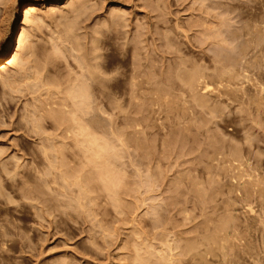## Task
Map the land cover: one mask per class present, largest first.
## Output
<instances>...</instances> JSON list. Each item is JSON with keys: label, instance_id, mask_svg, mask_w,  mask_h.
Masks as SVG:
<instances>
[{"label": "rangeland", "instance_id": "1", "mask_svg": "<svg viewBox=\"0 0 264 264\" xmlns=\"http://www.w3.org/2000/svg\"><path fill=\"white\" fill-rule=\"evenodd\" d=\"M4 1L7 2L6 0ZM82 1L83 0L81 1L78 0L75 3L74 0H64V1L62 0L60 4L59 3L56 4L57 7L55 5L50 7L45 4H40L39 6H37L38 9H35V11L33 12L35 14L34 17L36 18V15H37L38 17L41 16V18L37 17V20L39 21L35 20V23L41 22V19H44V18L46 21L42 20V21H45V23L41 22L42 26H40L41 27L40 30L38 29L39 31L36 32V29L34 28L36 27L38 28V24L36 26L31 25L34 23L33 21L35 18L33 17L34 18L32 21L33 23H30L27 26V28H29L30 26L31 30L34 29L35 31L34 32L31 31L29 28L27 32L30 31L33 34H35L36 32L35 35L38 36L37 39H39V41L37 43V39L35 40L36 36L33 39V37H31L32 34H30L31 36L29 37L31 38H29L27 41L32 42V40L30 39H33L37 43V44L35 43L36 47L40 44L36 48L37 51L39 52H37V55H35V57L37 56V60L38 59L41 60V61L38 60L40 64L42 62L44 64L43 60L45 58H47L45 59V61L48 60V58L50 57L52 58L54 57L52 59L54 60L56 55H57L56 58L59 59V60L57 59V61L59 62H56V59L52 61L51 58L50 60H48L50 62L49 64L51 65L50 66L48 64V66H46L45 68V69L48 68L46 70L48 73L46 71H43V73H39L40 69L37 67L38 75L44 74V72H46L45 74L46 77L45 75H42V78L43 77L45 78V79L43 78L44 80H47L46 78H48L49 80L50 76H52V78L50 77L51 79H53L56 76L55 78L58 80L56 81L60 85L58 86L59 91L55 87L58 85L57 83H55L56 85L54 86V83L51 81V79L50 81L47 80L48 82L47 81L45 82L42 79V81L45 82L43 83V85L45 84L44 87L46 86V83L48 84L53 83L52 88H50L49 85H48L49 87L48 86L47 87L52 90V95L54 96H56V94L54 93H57V95L58 93H62L61 92L62 90L60 91L61 88L59 89V87H62L63 85L62 82L66 81L64 76L65 75L66 77H68V75L72 76L75 73L80 75L81 71L79 72V70L86 68L85 63L90 62V61L85 62L84 60L86 58H87L86 60H88V58L92 60L94 58V60H96L97 58L96 59L95 57L92 58L91 55L95 54L94 52L96 51H94V49H96L99 46L101 47V49H99L101 50V52L98 51L97 56L99 58V56L102 55L103 58L100 56L101 60L100 58L98 59L100 60L99 62L97 60L99 64L94 62V60L93 61L91 60L92 64L90 63H89L90 65L87 64V66H89V69L88 70L84 69L85 70L84 75L82 73L83 80L81 81V83L83 82L84 85L83 84L80 85L79 84L80 80H79L78 81L79 83L77 82L79 85L77 86H85L86 84L85 81L88 78L89 80H91L90 77L96 72L94 70L95 72L93 73L91 70L93 62H94L93 67L96 68L97 72L99 70L98 68H101L102 70V71L99 70L100 71L99 75L97 73L98 79L100 77H101L100 80L103 79L101 73L104 72L103 74L104 78L106 77V75L108 77L112 76L111 77L112 80H110L111 78L108 79V77H107V80L103 79L105 82L101 80L102 81L101 84L98 85L101 88L98 87L99 90L94 91V93L100 92L99 94L97 93L95 94V96L97 95L98 98L97 96L96 97L94 96L95 100H93L92 95L94 93H92V95L90 96V98L92 97V99L91 100H89L90 98L87 99L92 102L96 101L97 99V101L94 102L95 104L93 103L94 106L92 105V102L89 103L87 100H85V102H88V103L83 104V107H82L83 108V118L85 120L84 121L85 124L90 123L92 126L97 124L98 129L97 128L94 129L92 126H89V125L87 129H89L88 131L94 134H96V132H99L100 130L99 134L97 133V137L98 135L101 134L100 136L102 138L100 137V139H102V141L101 143L100 142L99 143L102 146H105L107 150L106 151L107 153L106 156L108 157L107 160L109 161V158H112V162L116 161L115 162L116 168L118 167L117 168L118 170L116 169V177L118 178L123 173V172L121 173L122 170H124L127 177L125 176V178H123L124 179L123 183L122 181L119 180L120 184L122 183V186H123V187L121 186L122 187L121 188L119 187L120 186L119 184L118 185V187L120 188L119 190L117 189L118 187H115L117 186L115 184H117L118 180L115 182V184H112L111 182L113 187H111L110 183H108L110 185V189L112 188L111 190H113L114 188L118 190L117 194L115 195L112 194V192L108 188L109 185H107V187L103 185L107 183L106 180H104L106 181L105 183L100 181L101 186H102L101 188L104 187L103 190H101V188H99L100 183H98L100 178L99 179L97 178V175H99L97 173H98V170L100 171V169L97 168V165L100 163V165L103 166L106 163L104 162L103 164V161L101 159V158H105L104 157L105 155L98 160L95 156H94L95 158L92 156L91 158L93 159L91 160L88 158V155L84 154L86 157L82 156L81 152L84 153L85 151H81L79 153L78 151H73V150H79L77 149L78 147L75 144L76 149L71 148L72 151L74 153L76 152V154H79L80 158L78 156L77 157L81 159V161L84 160L82 161L84 162L83 167H81L82 163L81 165H79L81 168L78 167V163L80 164V161L76 159V154L71 152L70 151L71 149L69 147L72 142L73 143L75 142L72 141L71 138L70 140L66 139V141H64L65 137L62 140L61 138L64 136L63 134L65 133H62L63 130L60 129L61 130L60 131L59 128L54 129L55 131L59 130L55 132V134L61 132L59 134L63 136H60L61 137L60 142H62L63 144L65 142V146L69 145L68 147L70 150L68 149V147L66 148L68 149V152H65L64 156L69 155L67 156V158L60 157L61 154L60 156L58 155L56 158L60 157L58 158L59 160L61 158L62 159L64 158V160L67 159V161L68 159H71L68 161L70 165L69 166L67 165L68 167L66 165L65 166L66 168H68L67 172L70 171L69 173L71 174H72L71 172L72 170L69 169V167L71 165H72L71 167H74L73 176L78 175L80 173L81 175L80 174L79 175L81 177L83 175V172L84 171L86 172L87 169L89 170L91 168L90 166L93 164V166L95 165L94 169L96 172L94 174V177L96 178L94 179V181H92L94 184L91 181H88L87 183L85 180H84L85 182L82 180L83 181V184H82L80 183L82 182L81 179H80V182L78 181L80 178L79 175H78L79 178L76 181L77 178L72 176L73 177L72 179L70 177L71 174L70 175L69 173L66 174L67 172H65V169L62 168L61 172L58 171L60 170V168L58 167L59 168L58 169L56 167L58 165L59 166L61 165L59 164L58 159L56 160V162L58 163H55L56 165L57 164L58 165L53 166L55 167L54 168L55 170H52V167L51 169L48 168L49 164H54L55 155H53V157L48 156L50 158L49 159L50 162H52L50 163L49 160L45 159L48 153L46 155L42 154L44 156H42L40 153L44 151L43 153L49 152L50 154H55V153H51L55 150L54 148H50L51 152L45 151V149L47 148L44 147L43 145H45L48 140H50L51 143H53V141L54 142L56 141L58 144V139H55L58 136V134L54 135L55 137L53 136V133H52L53 129L50 128L51 126L49 125V121L52 122V120L51 119L48 120L44 118L43 116L45 115V112L51 109L52 106H53L52 109L55 108L57 98L53 96V99H52V96L50 95L51 91L47 89L46 87L45 88L49 91H45L44 88H43L44 90L40 88V86H42V83H40L41 80L38 81L39 80L38 78L40 76L37 77V75L32 74L33 75L32 77L35 78L34 76H36L38 80L36 79L37 81L36 80L35 81L37 82V84L39 83L41 85L39 84L37 85L36 83H34L35 82L34 80H32L33 82L30 80V79H33V78H30L29 76L30 73L28 75L26 74H24V76L22 75L23 77L21 78V82L20 81L18 82L19 84H12L15 82L11 81L12 83L9 82L11 85L10 84L8 85L7 80L3 81L6 78L8 79V75L10 74V72L8 73L7 71H12L10 74L11 77L9 76L8 81L10 80V78L11 80L13 78L15 79V73L13 69L15 70L17 76H18V73H21V72L25 73L24 69L25 70L28 69V71L29 70L32 71L34 67L29 66V67H32L31 69V68H27L26 65L23 66L25 62H23V64L20 63L24 67V68L22 67L23 71L21 70V67H20L21 65L19 66L18 65L19 63L18 64L16 63L20 67L21 72H18L19 69H17L16 64H15L16 65L15 68L13 64L12 65L13 67L10 65L11 67V68L9 67L10 69L7 66L8 70L6 68L2 70L0 69V153H1L0 154V181H1V186H2V187L0 186V189H1L0 191L1 192L3 191V193L0 194V234H2L1 232L7 229L6 232L8 231L7 232L8 235L6 236L7 237L9 236L8 239H6V236L3 239L2 235H0V241L1 239L3 241L6 239V242H7V240L9 241L10 239L11 240L10 246L12 248L15 247V249H13L14 253L13 251L6 252L7 250L3 251L2 248L6 249L7 248L6 245L7 244L9 245V242L6 245H4L6 242H4V244L1 243L2 241L0 242L1 245L3 244L4 246V247L2 246L0 247L2 250L0 253V264H133L134 262L132 260L135 259L136 256L139 255L140 253H141L140 256L142 255L141 257L145 259L140 264H148L147 263L148 261L152 263L154 262L153 258L149 260L148 259L149 255L148 256L146 255L150 250L152 251L153 248L154 250L155 248H157L156 249L157 252L158 251L160 252L161 250L163 252V255L164 253L165 254L169 253L168 251L166 252L164 251V250H167V246L164 248L163 244H166L169 239L167 245H172L171 243L173 242V239H174L173 243H175V241L178 240V238L181 240V242L178 240L179 243L178 241H176L175 245L173 244L175 247L172 245V247H174V250H177L178 252L173 250V252L171 253L174 259H175V256L178 257L175 259V262L176 260L177 261L180 260L181 262V263L176 262V264L178 263L179 264H232L231 261L233 259H234L233 264H236V263L237 264H264V223L258 224V225H256L257 223L255 222L249 223V224L246 223L245 220L247 216L245 215V213H243V215L246 218L243 217L242 215V212H244V210H239L238 208L240 207V208L245 209L248 205H251V206L253 205L252 207L254 208V210L261 211L260 208L264 207V204H263L264 202H262L263 200L259 201L260 200L259 197H258L259 200H257L258 198L256 196H259V194L256 196L254 195V193L252 194L254 188L251 187V185L254 184L258 180L257 179V176H259L258 173H260V176L262 175V178L260 177L261 180L260 178L259 180L264 183V179H263L264 178V175H263L264 174V111H263L264 110V89H263L264 88L263 86L264 85V60L263 59L264 58L262 56H259L258 54L262 50H263V53L262 52L260 53L264 54V41H263L264 33L262 32L261 33L262 35L260 34L261 31L257 33V31L259 30H257L258 28H256L257 25H259L258 27L260 29V24L261 26L262 25L264 26V24H262L259 21V20H264V17L262 16L264 15L262 14V12L264 13V2H262L264 0H257L258 2H256V0L255 1L246 0L247 2L245 0H205L204 2L199 0L200 2H202V4L198 0H85L83 1V3L87 2L88 6H86V4H83L84 5L83 6ZM259 1H261L260 6H259ZM8 2H7V6L6 5L5 6L8 7L10 11L6 9L5 6H2V4L4 5L3 2H1L2 4H0V25H1L0 27L2 31L4 30L3 27H7V31H8V32L6 30H4L5 32L3 31L2 33L3 37L7 34H10L14 26L13 20H12L13 17L11 16L9 17V15L11 14L12 16H14V12H13L14 4H11L10 2L9 3ZM250 2L251 3L253 2V4H251ZM79 3H81V5ZM245 3L247 6L249 5L250 7L247 8L246 5L243 6V4ZM69 4H72V6L77 4L78 6L77 5L75 6L78 7L79 12L82 6H83L82 7L83 10L85 8L88 9L86 10V12L85 10L83 11L81 9V15L80 16L78 15L79 18L77 16L78 20L76 19L78 23L77 22L75 23L74 21H70V18L71 20H73L76 17H72L73 15L71 16V13L70 15L68 13L72 12L73 14V11L77 8H75L74 6V8L73 7L70 8L73 11L68 9V13H67V7ZM10 5H12L13 7H10ZM22 5L20 4L21 10L23 8ZM253 6H255L256 9L259 11L257 12V10L253 8ZM244 8L245 10L243 11ZM251 8L253 9L251 10ZM1 9L3 10V12ZM49 9L53 10L54 14L56 13V15L52 17L54 18V20L55 19L57 20L59 16H61L62 19H58L57 21L55 20L56 22H54V20L51 21L52 18L50 15L52 14V11ZM54 9L55 10L57 9V12H55ZM248 9L251 11H247ZM62 10H64L65 12L63 13L65 14L67 13V15L65 14L63 15ZM77 10H75V12ZM117 10L119 11L121 10V12L119 13V11ZM4 11H6L7 13ZM82 11L85 13H82ZM111 11L112 12L116 11V13L118 12L117 14L119 16H122V18L126 19V21L123 24H121L117 30L105 28L106 23L108 21L106 20V23H105L103 20L110 18V16L114 14ZM252 11L254 13H252ZM8 12H11V13H8ZM43 12L44 14L41 15V13ZM58 12L60 15H57ZM46 13L50 14V15L48 14L51 18V19L48 18L50 20L47 19V17L49 16ZM243 13H246V14H243ZM6 14L7 15L9 14L8 17L12 19L10 20L8 17H6ZM123 14L125 15V17ZM259 14L262 17H260ZM245 15H247L246 18L248 17V20L250 17V20L252 22L257 21V23L255 24L253 22V26H252V22L250 23V20H249V23L248 21L245 20L244 18ZM3 16L6 19H3L4 18ZM66 16L69 18V20L65 21ZM253 17L256 19H252ZM61 21H63L64 25L66 24L70 25L71 23L72 28L71 27L70 28L71 30L74 29L73 30L74 33L68 29L69 28L68 25H66L67 27L66 31L69 30V32H72V35L74 34L77 37L76 38L75 36H73V38L75 37L76 40L80 39L79 43L84 42L85 45L89 44L87 45L88 47L86 46V48L87 49L89 48V49L88 50L85 49V51H88L89 53L86 52L87 53L86 54L85 52L82 51L85 48V47L83 48L84 45H82L84 43L82 44L80 43L79 45L78 41L77 42L74 41V42H71L70 44L69 42L73 40L70 37L69 38L71 40L65 39L68 37L67 36L68 34L71 35L68 31H67L68 32L67 35H64V32L63 34L60 33L62 32V30L61 31L59 30L60 32H58V29L63 27V25H61L60 27L57 25ZM101 21L105 23L103 24V26L105 25L104 31L106 30V36H104L101 39V41H103V44H97L96 39H92L97 44L95 47L94 41H93L94 43L93 46H92V43H90L91 38L93 37V35L95 36L96 34V32L93 30L92 31L95 34H92L93 32L91 31V28L92 29L95 28L97 31H99L98 29L103 27ZM1 22H3V24ZM100 22H101L102 27L97 25ZM79 23H80V26L76 25ZM94 24H96L99 28ZM247 24L250 26L247 27L248 26ZM254 24L256 25V27L253 29V27L255 26ZM72 25H76V26H72ZM56 26H58L59 28L56 29ZM81 26L84 28H82ZM263 26L261 27V29L262 28L264 29ZM215 27H217V30ZM210 28H212L214 32L219 30L218 31L219 36L216 34V32L213 34L212 33L213 31H211L212 29L209 30ZM78 29H80L81 31ZM247 29H249V32L247 31ZM54 30L57 32V36H54L56 34ZM63 30H65V28ZM208 30L210 31L211 34L208 33L209 32ZM53 31L55 32L53 33L54 37L52 36ZM79 31L81 33L82 32L84 33V31H86V34L81 35ZM252 31L255 33L254 35H252L253 34ZM77 32L80 33L79 34L80 36L77 34ZM87 32L89 33L87 34ZM58 33L61 34V36H59L60 39L62 38V35L65 36V37L63 36L64 38L61 39L64 42L63 46L65 48L68 46L70 48V46L74 45L73 43H76L77 47L79 46V48L81 47L83 48L81 50L82 52H79L78 54V50H75V52H77V55H76V53L73 51V49L75 48H72L71 49L72 51L68 48L65 50L67 51L70 50L69 53H65L66 51L64 50V54H63V52H61V45H62L61 40L59 39L60 41L59 42L57 38ZM77 35L81 38H79ZM86 35L90 38L89 40ZM90 35L92 36L90 37ZM208 35L209 36L212 35L213 37L211 38ZM215 35H217V37H214ZM51 36L53 37V39L57 38V40L51 41L52 39ZM82 36L87 37V38L84 37L85 41H83ZM202 36L205 39L207 38L206 40L203 38L205 42L202 40ZM256 37L257 38L261 37L259 38L261 39V41H263V42L260 41L261 45L255 42L257 40L255 39ZM137 38H138V44H136L137 42H135L137 41ZM252 38L255 39V41ZM133 39L135 41L131 42ZM65 40L67 43L65 42ZM46 41L47 42L49 41L50 43H52L51 47L49 43L46 45ZM257 42L259 41L257 40ZM56 43L59 44L60 47ZM253 43L259 45L257 46V48L258 47L260 48V46H262L261 50L259 48H258L259 50L257 48L256 50L255 49L256 45H254ZM25 44H29V43L27 42ZM44 44L47 46V48L44 46ZM65 44H68V46ZM29 46H31V44H29ZM63 46L62 48H64ZM44 47L46 49H43ZM243 47H245V51L242 52V50H244ZM51 48L53 50L51 51L54 53L50 51ZM26 49L28 50V46L27 48L24 47L23 52H26L27 51ZM47 49L50 51V52L47 51L48 53H51L52 55L54 54L55 56H50L51 54H48L47 52H45ZM89 50H91V53ZM255 51L257 52L259 51L257 53L258 55L256 54ZM44 52H45V55L47 54L50 57L47 55H46L47 57H45V55L40 56V54L43 55L42 53ZM38 53H40L39 56H38ZM99 53H102V54H99ZM26 54L24 53L21 55H24L25 57L22 56V58H26L27 60L28 57H26ZM81 54L86 55L87 57L85 56V59H84V57ZM28 55L29 54H27V56ZM75 55L78 58L79 56L80 58L82 57L81 58L82 60L84 59L83 62L85 63L83 65L85 67L82 65V63L79 64L80 61L82 62V60L78 61L77 59L78 63L76 62L74 58ZM255 55L263 59L260 60L259 57H253ZM218 56L221 59L220 61H218L219 60ZM40 57L43 59H41ZM31 58L35 59L33 57ZM22 60H25V59H22ZM37 60L35 61L37 62ZM36 62L32 60L31 65L34 63L33 66H35ZM54 62H56L55 65L52 64ZM26 63H28L27 65H29V60ZM46 64H47V61H46ZM78 64L79 66L81 65L83 68L82 67L80 68ZM95 64L99 66L95 67L96 66ZM180 68L181 69L184 68L185 71L187 70V72H184V70H181ZM3 70H5L6 72ZM48 70H50V72ZM51 70L52 72L54 70L53 72L54 77L52 75ZM90 70H91L92 75L90 74ZM191 70L193 71L192 74L188 73L189 71L191 72ZM226 70L227 71L229 70V71L226 72ZM28 71L26 73H28ZM88 71L91 76L87 74ZM179 71L180 72L183 71L184 73L181 74ZM195 71H202V73L204 74H202L201 72L200 73L202 75H205V73L206 75L208 74L207 77L210 74H214V73L218 75L217 73L219 71L225 74V78L224 77L221 78L220 76L219 77L211 76L210 77L211 80L209 77L207 80L206 75L203 76L206 78V81L210 80L211 82L210 84H214L216 82L218 83V81H219L218 84H220L222 81H224L222 82V85H223L226 81L227 82L230 81L229 83H225L223 86L219 85L220 87H222L221 90H219L220 89L219 87H218L219 89L216 90L217 92L218 90L219 92L222 91V93H220L221 94L220 98L218 97L216 98L214 96V90L212 94L210 93V94H207L206 96L204 95L205 97L202 96L203 98H200V99H199V94L197 96V94L193 92L191 94L189 93L190 91L188 90V86H187L189 85L188 83L189 80L188 78L186 79L187 76L184 75L183 78L187 84L184 83L182 79V75L190 74V76H192V75L200 74L198 72L195 73ZM58 72L59 74H62V75H59ZM12 73L14 76L12 75ZM34 73L36 72L34 71ZM55 73H57V75ZM223 73H221L222 74L221 76H224ZM47 74L49 75L51 74V75L49 76ZM6 75L7 77L4 78V76ZM178 75H179V78H177ZM59 76H63L64 79L61 77L59 79ZM78 77L80 78V76H77V78ZM217 77L218 79L220 78L222 81H220V79L216 80ZM18 78L19 79H17V81L20 80L19 76ZM26 78L28 79V81L25 82L24 80ZM73 78L72 80L75 81L76 83V80H74ZM133 79L135 82L138 81L139 84H137L138 82L136 83L133 82ZM212 79L215 80V82H213ZM60 80L62 82H60ZM249 80H251V82H249ZM68 81H70V78ZM4 82H6V84ZM29 82L32 84L34 83L33 85L35 86V88L34 86H33V89L28 88L27 84H29ZM132 82L134 85L135 84L138 85V87L139 85H141L139 88L140 90L141 89L143 90L142 91H139L138 89H137L138 91L134 90L136 86L133 87L134 85L132 84ZM65 83L69 85V83L71 84L72 82H68V83L64 82V87H62V89L64 88L67 90L69 86L68 85L66 86ZM75 83H72L70 86H72ZM29 85L30 87H32L31 84ZM104 85H107V86L109 85L110 87L109 86L107 87ZM215 85L217 84H214V86ZM36 86L42 89L44 92L50 93V94L48 93L45 94L47 96L46 97L47 99H49V96H50L51 101L53 100L55 101V104L53 103V105H51L52 103L51 101L46 102L48 105L50 103V108L49 106H45V107L41 106L44 111V113H41L43 111H41L42 109L40 110L41 116L44 118L45 122L48 123L47 124L44 122L45 125L34 122L36 114L38 116L40 114L38 113L39 111L35 109L37 108L35 105L38 104L36 102H39L38 101L39 97L36 98L35 96H38L42 92V90H39L41 91L40 93L39 92L35 93L36 91L33 92V90H37ZM86 86L89 88L88 85ZM185 86H187V88ZM217 86H215V88ZM72 87L74 88L75 86L73 85ZM158 88H160L159 91H157ZM70 89L72 88L70 87ZM91 89L93 88L91 87ZM91 89L90 91L93 92V90ZM161 89H163L164 91L163 90L161 91ZM259 89H263V91L260 90L262 94L259 91ZM156 91H157V94H156ZM44 92L39 95L40 97H42V100H43ZM217 92L215 93V95L219 96ZM64 94L65 93L63 92L62 96H65L64 99L67 100L66 98L68 97V95L66 94L67 95L66 96ZM164 94H166L165 101L162 100L164 98L163 97ZM257 94L258 95L260 94V95L258 96ZM208 95L209 96L213 95V96L211 98ZM58 96L57 97L59 99V102L62 103L60 101L61 95H58ZM179 96L182 98H180ZM192 96L194 97L196 96V98L198 97L199 100L196 98L195 99L198 100L200 103H201L200 101L201 99H205L208 102V104L206 102L207 107L203 108L205 104L204 103V104H199L202 107L200 108L198 105H196L197 102L195 104L194 102L195 99L193 98L194 99L193 100L191 98ZM32 97H35V98L32 99ZM207 97H209L210 99H208ZM255 97L258 98V100L257 99L255 100ZM44 99H45V96H44ZM47 99L43 101H46ZM260 99H262L263 101ZM30 100L32 103L30 102ZM69 100L68 102L71 103V100L70 101ZM183 100L186 102H184ZM182 101L186 103V105ZM257 101H260V102H257ZM26 102L29 103V105L33 108L34 111L32 110V112H30L31 107H29V105H27L28 103ZM40 102H41V99H40ZM98 103H100V106H98V109L100 107L99 110L101 112H98L97 114L96 111L98 109L96 110L94 107L95 105H99ZM258 103L259 104L261 103L260 104L261 106L258 105ZM24 104H26L27 106L26 105L24 106ZM47 104H43V105H47ZM58 106H59V103L57 107ZM39 107L37 109L41 108ZM59 107L61 108V106ZM26 108L27 109L30 108V109L27 110ZM183 108L184 109L186 108L185 111L183 110ZM25 109L28 112H26ZM191 109L192 111H190ZM213 110H215V112H213ZM24 112H26L25 113L26 115L25 114L24 115L27 117L29 115V112L31 114L30 116H34L32 117V119L34 118V120H31L28 118L27 119L28 122L33 121L35 125L36 124H38L39 126L41 125L42 128L46 126V129L45 128L43 129H45L47 132H51V135L53 136V139H52L53 141L47 138L49 134L46 135L45 130H42V133L45 134L47 137L45 135L44 136L41 135L42 137L38 136L37 135L38 133L36 132L38 131L36 127L38 125L35 126L33 124V126H35L34 128L32 125H29L30 126L29 127L28 124H30L31 122L30 123L26 122L27 120H25V117L22 116ZM34 112H37V113H34ZM211 113L213 114L216 113L214 114L215 117L212 116L213 114ZM97 117H99V119ZM127 118L130 120H128ZM132 118L136 120V123L139 121L141 127H139V125H135V120H132ZM131 120L134 122L133 126L137 128V131L134 130L135 129L134 127H129L128 129V125H129L128 122H130ZM193 120H195L196 122ZM126 122L128 123L127 127H125ZM133 122L131 123L133 124ZM26 123L28 124L26 125ZM100 123H102L101 125L102 127L100 126ZM50 124L53 125L54 122ZM132 124L129 126H132ZM53 126H55V124ZM35 128H36V131H35ZM126 128L128 132H130V135H128L129 133H126L127 136L125 137L127 139H129L128 137L131 136L132 134L133 135L131 137L133 138V136L136 135L137 132H139V134L141 133L139 137L141 136L140 138L144 139L142 140L143 141L142 147L144 146L145 150L141 149V145H139L140 143H138L140 142L138 141V138L136 142L139 146L136 145L137 147H135L134 145L136 144L135 142L133 144L134 140H131L132 142L129 145L130 147L128 145L126 146L124 145L125 147L128 146L129 147L128 149H126L125 147L122 148V145H119L121 144L120 143L121 141L117 142L118 140L115 138H118V136L117 137L115 136L114 138L113 135L115 133H117L118 135L119 133L121 134V132L125 133V131H127ZM130 128H132L131 130H134V132H132ZM110 132H112L113 134ZM121 136L122 135H119L120 138ZM44 137L47 138L48 140H46ZM131 137L130 139H132ZM41 138H44L46 142H42L44 140H40ZM49 138H52V137H49ZM169 139L175 140V142L174 140L173 141L170 140L171 143L173 142L174 147H173V144L171 143H169L171 144V146L169 145L170 147L167 145V143L169 142ZM113 140L115 141L117 140V141L115 142ZM145 140L147 141L145 142ZM68 141H69V144L66 145ZM165 141L167 142L165 143ZM73 143L71 144L72 146L74 145ZM54 144L55 143H53L52 145ZM47 145L48 144H46L45 146ZM59 145H57L58 147L56 146L54 147L60 150L62 149L63 145L61 143ZM171 147H173V149ZM121 148L122 149L125 148L124 151L122 150L125 153V157H124L123 152L120 151ZM165 148H166V151L164 150ZM36 149H40L41 152L40 150H36ZM52 149L54 150L52 151ZM167 149L169 153L167 152ZM169 149L170 150L172 149V150L170 151ZM32 150H34L35 152L33 153V157L30 155L33 152ZM37 151H38V154L40 155L37 154L34 157ZM57 151L55 150L54 152H57ZM64 151L65 150L61 152L64 153ZM145 151L147 152V155L143 153ZM164 151L167 153L164 154L165 153ZM69 152L72 154H70ZM144 154L145 156L142 157V155ZM90 155L91 154H89V156ZM230 157L233 160L235 159L236 161L234 162L233 160H231L232 161L231 162ZM51 158H53L52 161H51ZM85 158L89 159L90 161L87 163L88 160L85 161ZM247 159L248 161H251L250 164L254 163L252 164V166L254 165L255 171L252 169V172H251V167H250L251 165L249 164V162H247L249 166L246 164ZM61 160L60 162H63V160L62 161ZM96 160H97V163H94L93 161H96ZM229 161L231 163H229ZM17 163L18 165H20V167H16ZM232 163L233 164L235 163L236 165L234 164V166L236 167L240 166V168L242 167V165L245 166L246 164L247 167L245 166L244 168H247L248 170L250 169V172H248L247 169H245L246 172L248 173L245 172L247 176L246 175L244 176L243 175L244 172L243 174H241L244 168H241L242 170H239L240 168L237 167V169L235 170L236 167L230 166V164L232 165ZM237 163H240V165ZM84 164H86L85 167H84ZM75 166L77 168H75ZM120 166L122 167V169L120 168ZM17 168L18 170H14ZM45 168H47V170ZM112 168L115 171V167H112ZM94 169L92 168L91 170H94ZM15 171H18L19 173L17 172L18 174L14 175L16 174ZM56 171H58V173L60 172L65 175H68L67 180L69 182L68 181H67L68 183L64 182L65 183L64 184L62 177H65V175L62 174L63 176L59 178L57 176L58 173ZM148 171L151 172L152 174L148 173L150 175L148 174L146 175ZM238 171H241V172H238ZM46 172L48 175L46 174ZM117 172H120L119 176H117ZM232 172L234 173V175L233 174L231 175V178L233 180L230 178V174ZM91 173L86 172V174L84 173V176L87 174L92 175L93 173L92 174ZM251 173L252 174L255 173V175H252ZM12 174L14 175V178H12L13 176ZM142 174L146 175L144 176L146 178H143ZM248 174H251L252 176L251 175L249 176ZM88 175L86 176V178H88ZM123 175L121 176L123 177ZM134 175L136 178L134 177ZM236 175L237 177L239 175L238 177L239 181ZM121 176L119 179H121ZM147 177H149V179ZM243 177H244L243 179L244 181L240 179ZM248 177L249 179L245 180ZM74 178H75V182H73ZM90 179L92 178H89V180ZM97 179L98 181L96 184L98 188L96 187V184H95ZM152 179L154 180L157 179V182H155ZM150 180H152V182H154L155 184L153 183L152 185V182H150ZM252 180L253 181L256 180V181L252 182ZM23 181L25 184L23 183ZM127 181L133 182V183L136 182L135 184L137 186L133 183H131V185H129L130 184L129 183L128 185L129 186L134 185V188L135 186L138 187V188H135L138 190L137 192L139 194L136 192L138 196L136 195L135 190L133 192V190L130 189V188L133 189V186L129 187L130 189L129 190L128 185H127L126 186L127 189H126L125 183H127ZM137 181L140 182V184L142 185L141 187L138 186L139 183L137 184ZM241 181L243 182L241 183ZM77 182L80 184H78ZM108 182L110 181L108 180ZM90 183L93 184V185L91 184L92 187L90 186ZM18 184H19V187H18ZM75 184L77 185L82 184V185H85L86 187L88 185V187H91L88 189L90 190V192L93 189V193H88L90 195L86 193L87 196H85L83 195L85 192V191L83 192L84 186L81 185L82 186V187L80 186L81 189L80 188L78 189L77 188L78 186L76 187ZM249 184H250V188H248V192L250 191V195L252 194L251 195V197L253 196L252 199L251 197H248L249 194H247L248 192H246L247 191L246 188L245 190L243 189L242 191V189L239 187L242 185L241 187L243 188V187L248 186ZM235 185L237 187H235ZM94 186L97 189H95ZM105 187L107 190L105 189ZM238 188L239 190L240 189L241 190L239 191ZM251 188L252 190H250ZM115 189L113 191L114 193H116ZM125 189L129 190V192L132 191L133 194L135 193V196L131 192L127 194ZM196 189L200 191L199 194ZM78 190L79 192L81 190V192L83 193L79 195L81 192L78 194L77 193ZM89 190H87V192ZM94 190L95 192L97 190L96 193H98L99 191L100 192L103 191L102 192L103 194L100 192L99 194H96ZM255 190H257V192ZM255 190L254 192L258 193L257 187H255ZM107 191H109L108 193H111L110 195H113V196L117 195L116 200L117 201L122 200L121 201L122 203L119 202L120 203L119 204L115 199H113L114 197L110 199L109 198L111 197L110 195L109 197L106 196L105 192ZM241 191L243 192L242 193L243 195L241 194ZM25 192L27 193L30 192L32 196H30L31 194L28 195L26 193L27 197H25ZM236 192H238V195L236 194ZM94 193L96 194V196L97 195L98 196L96 198L95 197L89 198L91 197V194L95 196ZM244 194L247 195L248 199L250 198L249 200L253 204H251L249 200L245 202H248L250 204L242 203L243 201L241 200H243V197L246 196ZM77 195H79V197L83 196L82 197L83 200L85 197H87V199L84 202L81 200L82 198L80 197L79 199ZM28 196L33 199H28L29 198ZM118 196L119 198H121L120 200H118ZM76 197L79 199V202L81 200L83 204L88 203V200H90L92 204L90 206L93 208V211L86 212L85 210H89L88 207L85 206L87 209L84 207H80L82 203L80 202L81 204H78L77 202L78 200ZM107 197L110 199V201L108 200ZM136 197H140V198H136ZM247 197H245L246 199L245 198L244 199L247 200ZM91 199H93L94 203L92 202ZM111 200H113L112 203L113 204L115 203V205L111 204ZM238 202L239 203L241 202V203L239 204ZM259 202L262 203L263 205L260 204ZM123 203H129L130 208H127L126 206L124 207ZM234 204H236L235 207H237L238 209L234 208L233 206ZM116 205L117 207L120 205L121 206L117 208L115 207ZM122 206L123 208H126V210L121 208ZM233 208L235 209V211ZM120 209H123V211ZM236 209L239 211L238 213L239 216H236L237 213L235 214V212H238ZM6 218H8V220L10 219L9 220L10 224H8L9 227L7 223L4 224L2 222V220L4 222L8 221ZM15 222H17V225H19L20 228L19 226L15 224L16 229H13L14 230L13 232L15 233H12L13 235H11V232L9 233V231H11L10 225L11 224L14 225ZM2 223L4 224V226L7 225V228L3 227ZM247 224L248 226H253V228L248 227L246 231ZM230 226H233V227H230ZM15 227L12 226L11 228H15ZM222 227H223V230L225 229L226 232L221 231ZM219 228H220V231H219ZM233 228L234 229L236 228L238 230V232L234 230V232H236L237 235L239 232H240L239 234H241L240 236L238 235V237H241L240 239L241 242L240 241L238 242L239 239L237 238V242L239 244L241 243V245L234 242V244L236 243L235 246L239 245V247H231V244H232L231 243L232 241H231L230 242L231 244H229L230 248L227 249L228 246L224 242H229V241H226L225 239L223 242L221 238L222 235L220 236L218 234L223 233V237H224L225 236L224 233L231 232L232 236H234L233 231H232ZM243 228L245 229V231L243 230ZM249 228L251 230H249ZM168 233L169 234L172 233V236H174L173 234H175L174 236L175 238L169 235ZM165 234H167V237L169 238H167V240L165 239L166 243H164L165 242L164 241L162 244L161 237L164 239V236L166 237ZM212 234L214 235V237ZM31 235H33V237ZM209 235H212L213 239H211L210 238L211 236ZM237 235L234 236L235 240L232 236H231L232 238H229V240L231 239V240L236 241ZM206 236L209 237V238L207 237V240H210L209 243L207 240L204 239V237L206 238ZM216 236H220V239L219 237L217 238ZM29 237H32V238L30 239ZM215 239L221 240L222 243H224L223 247L220 246L221 242L219 241L215 242L216 244L213 243L214 246L213 244L210 243V242L216 241ZM143 241L149 242V243L146 242L148 244V247L151 244L154 247L152 248L151 246L147 250L145 249V246H147V244L144 245L143 243H142L143 245L141 244L142 246L139 245L141 249L137 248L139 246L137 247L134 246L136 243L138 242L141 243ZM192 242L193 243L196 242V244L200 247H198L194 243L196 245L195 246ZM202 242L204 243L206 242L207 244L206 243L202 244ZM218 242H219V246L221 247L222 251L220 248L218 249V246H217ZM155 243L157 245L158 243H160L163 247L161 246V248H159L160 244L157 247ZM179 245H181L180 246L181 248L179 247ZM190 245L194 246V249H193L194 252L196 251L199 253L197 257L199 256L200 258V252H201V255L207 254L206 256L203 257V259L205 258L204 260L206 261L207 260L206 258H208V261L204 262L203 260H201L202 257L200 259L201 260L200 262L194 261L195 259L199 260V258H195V259L192 258L193 256L192 255H191L192 257L190 256V252L192 254V251L188 250L189 251L188 252L186 251V249H184L185 247H188ZM209 245L211 246L209 247ZM246 246L248 247V249ZM17 247H20L21 250L24 249L26 251L23 250V251H20L19 254H16L19 252V250H17L19 248ZM135 247L137 248V250L135 249ZM190 247L188 249H190ZM10 248H7V249L9 250ZM158 248L160 250H158ZM182 248H183V251L185 250L186 252H188V254H186V257L181 256V254L182 255L184 254L181 251ZM142 249L144 250L143 253L141 252ZM154 250L152 251V253L154 252ZM179 250L181 252H179ZM202 250H206V252L205 251L202 252ZM134 251H135V254H134ZM151 251L149 253H151ZM156 253L154 255H156ZM178 254L180 256H178ZM154 255L150 254V258L155 257ZM165 257L167 258L166 255ZM158 258L159 257L155 259L159 263V260L161 261V259H158ZM156 260H155V264H156ZM164 261L166 262V264L171 263L163 259L162 262ZM135 264H139L138 261H136ZM160 264H163V263L160 262ZM172 264H175V263H172Z\"/></svg>", "mask_w": 264, "mask_h": 264}, {"label": "bare ground", "instance_id": "2", "mask_svg": "<svg viewBox=\"0 0 264 264\" xmlns=\"http://www.w3.org/2000/svg\"><path fill=\"white\" fill-rule=\"evenodd\" d=\"M6 1H7V2L9 1L11 4H14V9H13L14 16H12V14H11V15L8 14L9 17L11 16V17H13V19H12V18H9L8 15L6 14V17H8L10 20H11V19L13 20V24H14V26H13V30H11L12 32H11L10 34L5 35L4 37H3L2 33H3L4 30L7 31V27H3V28H4L3 31L1 30V27H0V69H1V70L4 69V68L7 69V66H8V68H9L10 65L12 66L13 64H14L13 66H14V68H15V66L19 63L18 65H19V66L21 65V66H20V67H21V70L24 68L23 66H25V65L27 66V68H31V69H32V67H34V68H33L34 70L32 69L33 72H32L31 70H29V71H31V72H29L28 69L26 68L27 70L24 69L25 73H23V72H21L20 67L17 65V69L20 70V71L18 70V72H21V73H18V72H17V73H18V76L20 77V80L17 81V79H19V78H18V76L16 75L15 70L12 68L13 71H14V73H15V79H16V80H15L14 78L11 80V78H10V80L8 81L9 76L11 77L10 74H11L12 71H7L8 73L10 72V74L8 75V73H7V75H8V79L6 78V79L3 80V81H6V80H7L8 85H9L10 83H12V82H15V83H12V84H19L18 82H19V81L21 82V78L24 76V74L28 75L29 73H30V75H29L30 78H33V77H32L33 75H37V77L40 76V77L38 78L39 80L37 79L36 76H34L35 78L30 79L31 81H32V80L35 81L36 79H37L38 81H40V80L42 81V79L44 78V77L42 78V75H45L46 72H47L46 70L48 69V68H47V69H45V68H46V66H48V64L50 63L48 60H50V58H51V60H52L54 57L52 58V57H50V56H55V55H54V54L52 55L51 53H48V52H50V51L52 50V48L50 49V51L47 49L45 52L48 51L47 53H48V54H51V55L49 56V55L46 54V55L49 56L50 58H48V60H46V61H47V64H46V61H45V59H47V58H45V59L43 60V61H44V64H43V62L41 63V64H43V65H41L40 62L38 61V60H40V59L37 60V56L35 57V55H37V52H39V51H37L36 48L40 45V44H39L37 47L35 46V45L38 43V41H39V39H37L38 36H36L35 34H36L37 31L40 30V28H41L40 26H42V23H41V22L45 23L46 20H45V18H44V19H41V22H39V23H38V22L35 23V20H37V17H38V16L36 15V18H35V17H34L35 14H34L33 12L35 11V9H38L37 6H39L40 4H45V5H48V6L52 7V6H54V5L56 6V4H58V3L60 4V2H61L62 0H6ZM63 1H64V0H63ZM74 1H75V3H76L78 0H77V1L74 0ZM80 1H81V0H80ZM83 1H85V0H83ZM83 1H82V5H83V4H86V6H88V5H87V2L83 3ZM198 1H199V0H198ZM201 1L204 2L205 0H201ZM245 1H246V0H245ZM248 1H249V0H248ZM250 1H253V0H250ZM254 1H255V0H254ZM1 2H3L4 5H3ZM7 2H5L4 0H0V4H2V6H5V5L7 6ZM9 2H8V3H9ZM21 2H22V3H21ZM72 2H73V1H72ZM72 2H71V3H72ZM199 2H200V1H199ZM246 2H247V1H246ZM256 2H258V1L256 0ZM262 2H264V1H262ZM73 3H74V2H73ZM200 3L202 4V2H200ZM248 3H249V2H248ZM248 3H247V4H248ZM250 3H251V2H250ZM260 3H261V1H259V6H260ZM20 4H21V5L23 4V5H22V7H23L22 10H21V8H20ZM79 4L81 5V3H79ZM251 4H253V2H252ZM262 4H263V3H262ZM262 4H261V5H262ZM75 5H77V4H75ZM75 5H74V6H75ZM80 5H79V6H80ZM244 5H246V3L243 4V6H244ZM255 5H257V4H255ZM6 6H5V8L8 9V7H6ZM8 6H9V5H8ZM70 6H71V7H70ZM74 6H72V4H69L68 7H67V13H68V9H70V8H72V7L74 8ZM77 6H78V5H77ZM83 6H84V5H83ZM83 6H82V7H83ZM86 6H85V7H86ZM246 6H247V5H246ZM10 7H13V6L10 5ZM10 7H9V8H10ZM56 7H57V6H56ZM82 7H81V9L83 10ZM248 7H250V6L248 5L247 8H248ZM251 7H252V6H251ZM3 8H4V7H3ZM5 8H4V9H5ZM75 8L78 9V7H76V6H75ZM88 8H89V7H88ZM253 8L256 9L255 6H253ZM253 8H251V10H252ZM47 9H48V8H47ZM77 9H75V10H77ZM81 9H80V12H79V9L77 10L78 13H77V11L75 12V10L73 11L72 9H70V10L73 11V14H72V12H69L68 14L70 15V13H71V16L73 15L72 17H76V18L73 19V20H71V18H70V21H74L75 23L77 22L79 16L81 15ZM1 10H2V9H1ZM8 10H9V9H8ZM39 10H40V9H39ZM49 10H51V9H49ZM49 10H47V11H49ZM54 10H55V9H54ZM84 10H85V12H86V10H88V9L85 8ZM84 10H83V11H84ZM115 10H116V9H115ZM244 10H245V8L243 9V11H244ZM251 10L248 9L247 11H251ZM256 10H257V9H256ZM9 11H10V10H9ZM51 11H52V14L50 15V14H49L50 12H49L48 14H49V15L51 16V18H52V17H54V15H56V13L54 14V13H53L54 11H53V10H51ZM83 11H82V13H85V12H83ZM112 11H113V10H112ZM112 11H111V12H112ZM117 11H119V10H117ZM258 11H259V10H257V12H258ZM2 12H3V10H2ZM4 12H6V11H4ZM55 12H57V9L55 10ZM63 12H65V11L62 10V13H63ZM74 12H75V13H74ZM120 12H121V10L119 11V13H120ZM257 12H256V13H257ZM260 12H261V11H260ZM6 13H7V12H6ZM8 13H11V12H8ZM67 13H66V14L63 13V15H64V14L67 15ZM76 13H77V15H76ZM112 13H114V14H113L112 16H110V18L103 20L105 23H106V20L108 21V22L106 23V27H105V25L103 26V24H105V23H104L103 21H101L103 27L101 26V22H100L99 24H97V25H99V26L102 27L103 29L100 28L101 30L98 29L99 31H97L95 28H93V29L91 28V31L93 30V31L96 32V34H95V33L92 31V32H93L92 34H95V36L93 35V37H95V38H93V37L91 38V42H90V43H92V46L94 45V43H93L94 40H92V39H96L97 44H103V41H101V39H102L104 36H106V30L104 31V27H105V28H108V29H114V30H117V29L119 28V26H120L121 24H123V23L126 21L125 18H122V16H119V15L117 14L118 12L116 13V11H114V12H112ZM250 13H251V12H250ZM252 13H254V12L252 11ZM4 14H5V13H4ZM42 14H44V12L41 13V15H42ZM46 14H47V13H46ZM48 14H47V15H48ZM116 14H117V15H116ZM243 14H246V13H243ZM260 14H261V13H260ZM260 14H259V16H260ZM262 14H264V13L262 12ZM47 15H46V16H47ZM49 15H48V16H49ZM52 15H53V16H52ZM57 15H60L59 12L57 13ZM69 15H68V16H69ZM78 15H79V16H78ZM123 15H124V14H123ZM254 15H255V14H254ZM257 15H258V14H257ZM50 16L47 17V19L50 18ZM77 16H78V18H77ZM243 16H244V15H243ZM246 16H247V15H245L244 18H245V20L248 21V23H249L250 17H249V20H248V17L246 18ZM248 16H249V15H248ZM251 16H252V15H251ZM262 16L264 17V15H262ZM262 16H260V17H262ZM3 17H4V16H3ZM33 17H34L35 19H34ZM42 17H44V16H42ZM60 17H61V16H59V18H57V17H55V18H57V20H58V19H62V17H61V18H60ZM124 17H125V15H124ZM260 17H259V18H260ZM38 18H41V16L38 17ZM51 18H50V19H51ZM67 18H68V17L66 16V17H65V21H66V20H69V18H68V19H67ZM3 19H6V18L4 17ZM33 19H34V21H33ZM50 19H48V20H50ZM76 19H77V20H76ZM123 19H125V20H123ZM252 19H256V18L253 17ZM7 20H8V19H7ZM10 20H9V21H10ZM42 20H45V21H42ZM48 20H47V21H48ZM53 20H54V18L51 19V21H53ZM55 20H56V19H55ZM55 20H54V22L57 21V20H56V21H55ZM63 20H64V18H63ZM2 21H3V20H2ZM4 21H6V20H4ZM32 21H33L34 23H33ZM37 21H39V20H37ZM59 21H60V20H59ZM246 21H245V23H246ZM259 21H260L262 24H264V20H259ZM74 22H73V24H74ZM251 22H252V21L250 20V23H251ZM253 22H254V21H253ZM253 22H252V26H253ZM1 23L3 24V22H1ZM4 23H5V22H4ZM30 23H33V24H31L32 26H33V25L36 26V25L38 24V28H37V27L34 28V29H36L35 34L31 33L30 31H28V32H30V33L27 32V30L30 28V26H29V28H27V26H28ZM61 23H62V24H61ZM67 23H68V22H67ZM77 23H78V22H77ZM254 23L256 24L257 21L254 22ZM40 24H41V25H40ZM59 24H60V25H59ZM59 24H57L59 27H60L61 25H63V27H61L60 29H58V32H60V31L62 30V32H60V33L63 34V32H64V35H67L68 32H69V30H70V31H72V32L74 33V31H73L74 29L71 30V28H72V27H71V23H70V25H68V24H66V22H65V24L69 26V28H68L69 30H67L68 32L66 31L67 27H66V25L63 24V21H61ZM255 24H254V25H255ZM9 25H10V24H9ZM76 25H79V26H80V23H79V24H76ZM76 25H72V26H76ZM94 25H96V24H94ZM97 25H96V26H97ZM124 25H125V24H124ZM124 25H123V26H124ZM225 25H226V24H225ZM247 25H248V24H247ZM0 26H1V25H0ZM35 26H34V27H35ZM53 26H54V25H53ZM58 26H56V29L59 28ZM64 26H65V27H64ZM223 26H224V25H223ZM249 26H250V25H248L247 27H249ZM258 26H259V25H257V27H256V25H255V26L253 27V29L256 27V28H258L257 30H259V31L256 30L257 33L260 32V31H261L260 34H261L262 32L264 33V29H263V28L261 29V27H262L263 25L261 26V24H260V29H259ZM70 27H71V28H70ZM81 27H82V26H81ZM97 27H98V26H97ZM263 27H264V26H263ZM62 28H63V29L65 28V30H63ZM76 28H78V27H76ZM82 28H84V27H82ZM82 28H81V29H82ZM98 28H99V27H98ZM212 28H213V27H212ZM212 28H210L209 30H211ZM215 28H216V30H217V27H215ZM215 28H214V29H215ZM251 28H252V27H251ZM251 28H250V29H251ZM8 29H9V27H8ZM32 29H33V27H32ZM34 29L31 30V28H30V30L33 31V32L35 31ZM38 29H39V30H38ZM56 29H55V30H56ZM55 30H54V31H55ZM59 30H60V31H59ZM78 30H80V29H78ZM209 30H208V31H209ZM251 30H252V29H251ZM262 30H263V31H262ZM54 31L52 32V36L54 35L53 33L56 32V31H55V32H54ZM75 31H77V30H75ZM80 31H81V30H80ZM80 31H79V32H80ZM208 31H207V32H208ZM211 31H213V32H212L213 34L216 32V34L218 35V33H219V32H218L219 30L214 32V30L212 29ZM247 31L249 32V29H247ZM256 31H255V32H256ZM4 32H5V31H4ZM7 32H8V31H7ZM66 32H67V33H66ZM72 32H69L71 35L68 34V35H67L68 37L66 36L67 38H65V39L68 40V39L71 38L73 41H70V40H71V39H70V40H69L70 42L68 41L70 44H71V42H74V41L77 42V41H78V44L80 45V43H81V42L79 43L80 39L76 40L77 37H76L74 34L72 35ZM89 32H90V30H89ZM89 32H87V34H88ZM252 32H253V31H252ZM60 33H58V37H57V38H58V41H59V39H60L59 36H61ZM80 33H81V32H80ZM80 33L77 32L78 35H79ZM108 33H109V32H108ZM208 33L211 34L210 31H209ZM30 34H32V36H31ZM85 34H86V31H84V33H83V32L81 33V35H85ZM90 34H91V32H90ZM204 34H206V33H204ZM221 34H222V33H221ZM221 34H220V35H221ZM254 34H255V33L253 32L252 35H254ZM27 35H28V36H27ZM50 35H51V34H50ZM64 35H62V38H61V39H63V38L65 37ZM78 35H77V36H78ZM217 35H215L214 37H217ZM261 35H262V34H261ZM29 36L33 37V39H34V37L36 36V37H35V40L37 39V43H36V41H34L33 39H30V40H32V42L27 41L29 38H31V37H29ZM52 36H51V37H52ZM54 36H57V32H56V34H55ZM54 36H53V37H54ZM63 36H64V37H63ZM71 36H72V37H71ZM73 36L76 37V38L74 37L75 40H74ZM79 36H80V35H79ZM79 36H78V37H79ZM86 36H87V35H86ZM86 36H82V37H83V38H82L83 41H85V38L88 37V36H87V37H86ZM91 36H92V35H90V37H91ZM164 36H165V35H164ZM208 36H209V35H208ZM218 36H219V35H218ZM263 36H264V35H263ZM53 37H52V39L50 38L51 41H52V40H57V38H54V39H53ZM69 37H70V38H69ZM84 37H85V38H84ZM205 37H206V35H205ZM209 37L212 38L213 36L210 35ZM221 37H223V36H221ZM252 37H253V36H252ZM257 37H258V35H257ZM257 37H256L255 39H257L259 42H257V40L255 41V39H253V38H252V39H253L256 43H259V45H261V43H260L261 39H259V38H261V37H259V38H257ZM26 38H27V39H26ZM79 38H81V37H79ZM203 38H204V37L202 36V40L205 42V40H206L207 38H206V39L204 38L205 40H204ZM61 39H60V40H61ZM89 39H90V38L88 37V40H89ZM140 39H141V38H140ZM222 39H223V38H222ZM222 39H221V40H222ZM248 39H249V38H248ZM252 39H251V40H252ZM263 39H264V37H263ZM48 40H49V39H48ZM66 40H65V42H66ZM141 40H142V39H141ZM49 41H50V40H49ZM49 41H48V42L46 41V45L49 43V45H50V47H51V44H52V43H50L51 41H50V42H49ZM86 41H87V39H86ZM134 41H135V40L133 39L131 42H134ZM203 41H202V42H203ZM222 41H223V40H222ZM247 41H248V40H247ZM263 41H264V40H263ZM263 41H261V42H263ZM27 42H28L29 44H31V46H29V44H25V43H27ZM59 42H60V41H59ZM94 42H95V41H94ZM96 42H95V47H96V45H97ZM126 42H128V41H126ZM135 42H137L136 44H138V38H137V41H135ZM212 42H213V41H212ZM252 42H253V41H252ZM35 43H36V44H35ZM66 43H67V42H66ZM69 43H68V44H69ZM82 43H84V42H82ZM82 43H81V44H82ZM87 43H88V42H87ZM169 43H170V42H169ZM225 43H226V42H225ZM56 44H57V43H56ZM61 44H62V45H61V52H63V54H64V50H65V49H68L69 46H68V44H65V45L68 46V47L65 48V47L63 46V45H64L63 40H61ZM73 44H74V45H72L73 47L70 46V48H69L70 50H71L72 48H75V49H73V51L75 52V50H78V54H79V52H82V51L85 52V53L88 52V51H85V49H87L86 46L89 45V44H87V45H85V43L82 44V45H84L83 48L85 47L84 50H82V49H83V48L81 47L82 45L80 46L81 48H79V46L77 47L76 43H73ZM126 44H127V43H126ZM253 44L256 45V47L254 46L255 49L257 48V46H259L258 44H255V43H253ZM262 44H263V43H262ZM26 45L28 46V50L26 49L27 51H26V52H23L24 47L27 48ZM32 45H33V46H32ZM46 45L44 44V46L47 48ZM57 45L60 47L59 44H57ZM134 45H135V44H134ZM62 46H63L64 48H62ZM90 46H91V45H90ZM226 46H227V45H226ZM42 47H43V46H42ZM45 47H44L43 49H46ZM87 47H88V46H87ZM261 47H262V46H260V48H259V47H258V48L261 50ZM76 48H77V49H76ZM78 48H79V49H78ZM91 48H92V47H91ZM97 48H98V49H97ZM97 48L94 49V51H96V52H94L95 54H94V55H91L92 58H93V57H95V59L97 58L96 60H94V58H93L94 62H96V63H98V62L101 60V57H102V55H100V56H101V57L99 56L100 60H98L99 58H98V56H97V53H98V51L101 52V50H99V49H101V47L99 46V47H97ZM258 48H257V49H258ZM43 49H41V50H43ZM59 49H60V48H59ZM88 49H89V48H88ZM88 49H87V50H88ZM92 49H93V48H92ZM92 49H91V50H92ZM102 49H103V48H102ZM243 49H244V50L241 49L242 52L245 51V47H243ZM257 49H256V50H257ZM259 49H258V50H259ZM38 50H39V49H38ZM62 50H63V51H62ZM70 50H69V51H70ZM81 50H82V51H81ZM91 50H89L90 53H91ZM229 50H230V49H229ZM52 51H53V50H52ZM52 51H51V52H52ZM65 51H66L65 53H69V51H67V50H65ZM71 51H72V50H71ZM223 51H224V50H223ZM22 52H23V53H22ZM27 52H28V53H27ZM45 52L42 53L43 55L40 54L41 52L38 53V56H39V54H40V56H44V55H45ZM255 52H256V54H257L259 51H258V52L255 51ZM260 52L263 53V50L260 51ZM260 52L258 53L259 56H262V57L264 58V56H263L264 54H262V53H260ZM24 53H25V54H26V53L29 54L28 56H27V54H26V57H28L27 60H26V58H22V56H24V55H21V54H24ZM52 53H54V52H52ZM70 53H72V52H70ZM75 53H76V55H77V52H75ZM88 53H89V52H88ZM236 53H237V52H236ZM86 54H87V53H86ZM92 54H93V52H92ZM99 54H102V53H99ZM246 54H247V53H246ZM258 54H257V55H258ZM261 54H262V55H261ZM30 55H31V57H33V58H35V59H32V58L30 57ZM33 55H34V56H33ZM46 55H45V57H47ZM76 55L74 56V58H75L76 62L78 63V61L82 60V59H81L82 57L80 58V56H79V58H80V59H79ZM81 55H82V54H81ZM95 55H96L97 57H96ZM56 56H57V55H56ZM56 56H55L56 62H59V61H57L58 58H56ZM63 56H65V55H63ZM82 56H83L84 59H85V56H86V55H82ZM259 56H256V55H255V56H253V57H259ZM24 57H25V56H24ZM86 57H87V56H86ZM132 57H133V56H132ZM218 57H219V56H218ZM40 58H41V57H40ZM102 58H103V57H102ZM259 58H260V57H259ZM263 58H260V60L263 59ZM20 59H21V60H20ZM22 59H25V60H22ZM30 59H31V60H30ZM41 59H43V58H41ZM55 59H54V60H55ZM77 59H78V61H77ZM84 59H83V60H84ZM86 59H87V58H86ZM86 59L84 60L85 62H86V61H90V62L85 63V62H83V60H82V62L80 61V63H79V64L82 63V65L85 63L86 68H83L81 65L79 66V64H78V66H79L80 68H81V67L83 68V69H80V70H79V72L81 71V72H80L81 74L78 72L80 75H78L77 73H75V74H74L75 76L72 75L74 78H73L71 75H68V77L70 76V77H69V78H70V81H68L69 78L66 77V75H65L64 77H65V80H66V81H63V82H62V81L60 80V82L63 83L62 87H64V82H67V83H68V82L75 83V81H73L72 78H73L74 80H76V83L80 80V81H79L80 83H79V82H78V83H79L80 85L83 84V82L81 83V81L83 80V79H82V77H83V76H82V73H83V75H84V72H85L84 69H87V70L89 69V66H87V64L90 65V64H92V61H93V60L90 59V58H88V60H86ZM222 59H223V58H222ZM252 59H253V58H252ZM28 60H29V65H27L28 63H26V62H28ZM32 60H34V62H36L35 60H37L36 65H38V66H36V65H35L36 67L33 66L34 63L31 65ZM54 60H52V61H54ZM58 60H59V59H58ZM91 60H92V61H91ZM97 60H98V62H97ZM102 60H103V59H102ZM220 60H221V59H220V57H219V60H218V61H220ZM254 60H255V59H254ZM254 60H253V61H254ZM258 60H259V59H258ZM263 60H264V59H263ZM263 60H262V61H263ZM19 61H20V62H19ZM40 61H41V60H40ZM131 61H132V60H131ZM134 61H135V60H134ZM23 62H25L26 64H25V63L23 64ZM38 62H39V63H38ZM56 62H54V63H52V64L55 65ZM94 62H93V65H92V67H91V68H92L91 70H92L93 73H94L95 71H96V72L92 75L91 70H90V74L92 75V76H91V75L89 74V71H88L87 74H89L92 78L90 77L91 80H89V78H88L89 75H88V76H87L88 79H87V78H86V79L89 81V83H88L87 80L85 81V82H86L85 86L88 85L89 88H88L87 86H86V87H85V86H77V85H79L78 83H77V84H76V83L73 84V85L75 86V87L73 88V87H72L73 85L70 86L72 83H71V84L69 83V85L65 83L66 86H67V85L69 86V87L67 88V90H68V92H67L66 89H64V88L62 89V87H59V89L61 88L60 91L62 90V91H61L62 93H58V95H61V99H62V100L60 99V101H61L62 103L59 102V99H58L59 96L57 95V93H54V92H56V91L53 92L54 94H56V96H54V95H52V90L48 88L49 86H50V88H52V84H53V83H54V86L56 85L55 83L58 84L57 86H55V87L57 88V90H58V86H60L59 83L57 82L58 80L55 78L56 76L54 77V74H53L54 70H53V72H52V70H51L52 75H53L54 78L51 79V78H52V76H50L51 74H50V75L47 74V75H49V76L51 77V78H50V77L48 76V77H49V80H48V78H46L48 81H50V79H51V81H52L53 83H52V84H48V83H46V86H45L47 89H49V90L51 91V94H50L49 92H44V91H43L44 89H45V91H49V90H47V89L44 87L45 84L43 85V83H45V82L47 81V80H44L45 78L43 79L45 82H43V81L41 82V81H40V83H42V86H40V88H42V89L44 88V89L42 90V89H40L39 87L36 86V89H37L38 91H37V90H33V92L36 91L35 93H37V92L40 93L41 91H39V90H42L41 93L44 92L45 99H47V98H46L47 96L45 95L46 93L50 94V95L52 96V99H53V96L57 98L55 108H53V109H52L53 106L51 107V109H49V108H50V103H49V105L46 103L47 101H49V102L51 101L50 96H49L48 94H47V95L49 96V99H47L46 101H43V100H45L43 95H42V96H43V100H42V97L39 96V95L41 94V93H40L38 96H35L36 98L39 97V98H38V99H39V100H38L39 102H36V101H34V102L38 103L37 105H39V103H40V105H39L40 107H41V106H43V107H45V106H49V108H47V109H49V110H48L47 112H45V115H44L43 117L46 118V119H48V120H50V119L52 120V122L49 121V125H50L51 127H50V126H48V127H50V128L53 129V132H52V133H53V136L58 134V136L55 138V139H58V144H57L56 141L54 142V141L52 140V139H53V136L51 135V132H47V131L45 130V129H46V126H44V125H45V124H44L45 120H44V118L41 116V113H44L42 107L40 108L39 106L35 105L37 108H38V107L40 108V109L35 108L37 111H39L38 113H40L41 111H43V112H41V113L39 114V116H40L41 118L36 114V116H35V120H34V118L32 119V117H34V116H30V115H31L30 112H32L33 108L29 105L28 102H26V103H28L27 105H29V107H31V110H30L29 115H28V117H27V116H25V115H26L25 113L28 112L27 110L30 109V108H28V109L26 108L27 110L25 109L26 112H24L22 116L25 117V120H27V119L29 118V119H31V120H34V122H36V123H38V124H40V123H41V124H44V125H43V126H44L43 128H45V129H43L41 125H40L41 127H40L38 124H36V125H38L39 127L36 126L35 123H33V121H30V120H29L32 124H31L30 122H28V120L26 121V122L30 123V124L26 123V125L28 124V126H29V125H32V126H33V124H34V125L37 127L38 131H36V128H35V131L38 133V134H37L38 136H41V135L44 136L45 134H46V135L49 134L48 137H47L46 135H45V136H46L48 139H51V140L53 141V143H55L54 145H52L53 143H51L50 140H48L47 138L44 137L46 140H48L47 143H46V144H48V145H47V146H45L46 144L43 145L44 147L47 148V149H45V151H50V152H51V149H50V148H54V149L57 151V149H58V148L56 149V147H58L57 145H59L60 143L63 145V146L61 145V146H62V149H60V150L58 149L59 152H58V151H57V152H54L55 150L52 149V151H53V150H54V151L51 152V153H55V154H50L49 152H45V153H43L44 151L41 152L40 149H36V150H40L41 153H40V152H39V153H40L41 155H42V154L46 155V154L48 153V154L46 155L47 157H48V156H49V157H50V156L53 157V155H55V156H54V158H55V162H54V164H49V167H48V168L51 169V167H52V170H55V169H54L55 167H53V166H57L58 164L56 165L55 163H58V162H59V164H61V165L64 164V165H62V167H61V165H60V166L58 165L56 168L59 167L60 170H58L59 168L56 169V170H58V171L61 172V169L63 168V169H65V172H67V169H68V168H66V166H67V165H68V166L70 165V163H69L68 161L71 160V159H68V161H67V159H65V160H66V161H65L64 158H63V159L61 158V159L63 160V162H64V163H63V162H60L61 159L59 160L58 158H60V157H66V158H67V156H69V155H67V156H64V155H65V152H68L69 147H70V149H71V148H73V149L75 148V149H76V146H77V147H78L77 149H79V150H73V151H78V153L81 152V151H85L84 153L81 152L82 156L86 157L85 155H88V158L91 159V160L93 159V158H91L92 156H93V157L95 156V157L97 158V160H98V159H100L101 157H103V156L105 155V156H104L105 158H101V159H102V161H103V164H104V162H106V163H105L103 166L100 165V163L98 164L99 166L97 165V168L100 169V171H101V172H100V171L97 169V170H98V173H97V174H99V175H97V178H98V179L100 178L101 180L99 179V181H98V179H97L96 182H95V184L97 183V181H98V183H100V181H102L103 183H105V182L107 181V183H106V184H103V185L107 187V185H109L108 183H110L111 187H113L112 184H115V182H116L117 180H118V182H119V180H120V181H122V183H123V180H124L123 178H125V176L127 177V175L125 174L124 170H122V171L120 170L121 173L123 172L121 175H123V174H125V175H123V177H122V176L119 174L120 172H117V176L120 175V176H121V179H119L120 176H119L118 178L116 177V169L118 168V167L116 168V163H115L116 161H113V162L115 163V164H114V163L112 162V158H109V161L107 160V159H108V157L106 156V155H107V153H106L107 150H106L105 146H102V145L100 144L101 141H102V139H100V137H101L100 135H101V134L98 135L99 138L97 137V133L99 134L100 130H99V132H96V134L91 133L90 131H88V130H89V129H87V128H88V125H89V126H92V125H91L90 123H88V124L86 123V124H85V122H84L85 120H84V118H83V108H82V107H83V104L88 103V102H89V103L92 102V101H89V100L92 99V97L90 98V96L92 95V93H94V91L99 90V88H101V87H99L98 85L101 84L102 81H104L103 79H106V80H107V77H108V76L106 75V77L104 78V75H103L104 72H102V73H101V75H102V77H103V79H101L102 81L100 80L101 77L98 79L97 73H98V75H99V72H100L99 70H101V68H98L99 70H98V72H97L96 68L93 67V66H94ZM254 62H255V61H254ZM16 63H17V64H16ZM20 63H22L23 66H22V64H20ZM89 63H90V64H89ZM220 63H221V62H220ZM15 64H16V65H15ZM39 64H40L41 66H40ZM45 64H46V65H45ZM98 64H99V63H98ZM222 64H223V63H222ZM256 64H258V63H256ZM49 65H50V64H49ZM54 65H52V66H54ZM95 65H96L95 67L99 66V65H97V64H95ZM13 66H12V67H13ZM29 66H32V67H29ZM50 66H51V65H50ZM56 66H57V65H56ZM56 66H55V67H56ZM83 66H84V65H83ZM85 66H84V67H85ZM18 67H19V68H18ZM22 67H23V68H22ZM37 67L41 70V71L39 70V73H43V71H46V72H44V74H41V75L39 74V75H38V72H37L38 69H37ZM10 68H11V67H10ZM10 68H9V69H10ZM41 68H42V69H41ZM191 68H192V67H191ZM227 68H228V67H227ZM35 69H37V70H35ZM44 69H45V70H44ZM180 69H181V68H180ZM7 70H8V69H7ZM83 70H84V71H83ZM94 70H95V71H94ZM181 70H184V72H187V70L185 71L184 68H182ZM208 70H209V69H208ZM208 70H207V71H208ZM3 71H5V70H3ZM16 71H17V70H16ZM22 71H23V70H22ZM27 71H28V73H26ZM34 71H35L36 73H34ZM48 71L50 72V70H48ZM82 71H83V72H82ZM101 71H102V70H101ZM203 71H204V70H203ZM228 71H229V70H228ZM228 71L226 70V72H228ZM1 72H2V71H1ZM5 72H6V71H5ZM179 72H180V71H179ZM179 72H178V73H179ZM184 72L182 71V72H180V73L182 74V73H184ZM192 72H193V71L191 70V72L189 71L188 73L192 74ZM197 72H198V73H200V72L202 73V71H195V73H197ZM212 72H213V70H212ZM214 72H215V71H214ZM241 72H242V71H241ZM246 72H247V71H246ZM47 73H48V72H47ZM201 73L198 74V75H192V76H190V74H188V75L183 74V75H182V79H183V81H184V78H183L184 75L187 76L186 79L188 78V80H189V81H188L189 85H187V86H188V90H189L190 92H189V91H188V92H189L190 94L193 92V93L197 94V96H198V94H199V99H200V98H203L202 96H204V95L206 96L207 94H210V93L212 94V92H213V90H214V96H215L216 98H217V97L220 98V97H221V96H220V95H221L220 93H222V91L219 92V90H221V88H222V87H220V86H223L225 83H229L230 81H228V82L226 81V82L222 85V82H224V81H222V80L219 78L220 81H222V82H221L220 84H218L219 81H218V83H217V82L214 83V84H217V85H218V86L215 85V86H217V87L215 88L214 84H210V83H211V82H210V80H211L210 77H211V76H212V77H213V76H218V77L220 76L221 78H222V77L225 78V74H224L223 72H220V71L217 73L218 75H216L215 73H214V74H210V75L208 76V77L210 78V80H209V81H206V78H207V80H208V77H207L208 74L206 75V73H205V75H206V78H205V77H203V76H205V75H202V74H204V73H202V74H201ZM221 73H223L224 76H221V75H222ZM229 73H230V72H229ZM237 73H238V72H237ZM20 74H21V75H20ZM32 74H33V75H32ZM55 74L57 75V73H55ZM58 74H59V72H58ZM76 74H77V75H76ZM114 74H115V73H114ZM181 74H180V76H181ZM219 74H220V75H219ZM227 74H228V73H227ZM7 75L4 76V78L7 77ZM12 75H13V73H12ZM22 75H23V76H22ZM59 75H62V74H59ZM95 75H96V77H95ZM101 75H100V76H101ZM13 76H14V75H13ZM77 76H80V78H79V77L77 78ZM234 76H235V75H234ZM45 77H46V75H45ZM60 77L63 78V76H59V79H60ZM75 77H76V78H75ZM93 77H95V78H93ZM111 77H112V76H111ZM111 77L109 76L108 79H110ZM218 77H217L216 80H219ZM246 77H247V76H246ZM27 78H28V77H27ZM27 78H26V79H27ZM57 78H58V77H57ZM161 78H162V77H161ZM177 78H179V75L177 76ZM239 78H240V77H239ZM23 79H24V78H23ZM26 79L24 80L25 82L28 81V79H27V80H26ZM63 79H64V78H63ZM245 79H246V78H245ZM251 79H252V78H251ZM14 80H15V81H14ZM30 80H29V81H30ZM37 80H36V81H37ZM56 80H57V81H56ZM110 80H112V78H111ZM179 80H181V79H179ZM224 80H225V79H224ZM228 80H230V79H228ZM255 80H256V79H255ZM11 81H12V82H11ZM31 81H30V82H31ZM36 81H35L34 83L37 84ZM48 81H47V82H48ZM54 81H55V82H54ZM212 81L215 82V80H213V79H212ZM238 81H239V80H238ZM257 81H258V80H257ZM9 82H10V83H9ZM16 82H17V83H16ZM22 82H23V81H22ZM30 82H29V84H31L32 87H30V85L27 84L28 82H27L26 84H27L28 88H32V89H33V86H34L33 84H34V83L32 84V83H30ZM32 82H33V81H32ZM90 82H91V83H90ZM104 82H105V81H104ZM133 82H135L134 79H133ZM133 82H132V84H133ZM136 82H138V81H136ZM136 82H135V83H136ZM213 82H212V83H213ZM249 82H251V80H249ZM4 83L6 84V82H4ZM50 83H51V82H50ZM62 83H61V84H62ZM184 83H186V82L184 81ZM36 84H35V85H36ZM38 84H39V83H38ZM38 84H37V85H38ZM137 84H139V82H138ZM140 84H141V83H140ZM182 84H183V83H182ZM186 84H187V83H186ZM186 84H185V85H186ZM244 84H245V83H244ZM247 84H248V83H247ZM10 85H11V84H10ZM39 85H41V84H39ZM48 85H49V86H48ZM83 85H84V84H83ZM133 85H134V84H133ZM183 85H184V84H183ZM219 85H220V86H219ZM251 85H252V84H251ZM262 85H263V84H262ZM47 86H48V87H47ZM54 86H53V87H54ZM66 86H65V87H66ZM90 86H91L93 89H91ZM104 86H107V85H104ZM104 86H102V87H104ZM108 86H109V85H108ZM108 86H107V87H108ZM135 86H136L137 88H136ZM140 86H141V85H139V87H140ZM187 86H185V87L187 88ZM213 86H214V87H213ZM227 86H228V85H227ZM242 86H243V85H242ZM255 86H256V85H255ZM263 86H264V85H263ZM70 87H71L72 89H70ZM76 87H77V88H76ZM98 87H99V88H98ZM109 87H110V86H109ZM133 87H135L134 90H137V89H138L139 91H142V90H143V89L140 90V88H139L138 85H136V84H135ZM218 87H219L220 89H219ZM231 87H233V86H231ZM14 88H15V87H14ZM16 88H17V87H16ZM34 88H35V86H34ZM38 88H39V89H38ZM214 88H215V89H214ZM227 88H228V87H227ZM254 88H256V87H254ZM261 88H262V87H261ZM54 89H55V88H54ZM90 89L93 90V92L90 91ZM103 89H104V88H103ZM159 89H160V88H158L157 91H159ZM217 89H219L218 92L216 91ZM225 89H226V88H225ZM241 89H242V88H241ZM263 89H264V88H263ZM263 89H259V91H260V90L263 91ZM63 90H65V91H63ZM138 90H137V91H138ZM162 90H163V89H161V91H162ZM58 91H59V90H58ZM100 91H101V89H100ZM157 91H156V94H157ZM161 91H160V93H161ZM163 91H164V90H163ZM215 91L219 94V96H218V95H217V96L215 95V93H216ZM224 91H225V90H224ZM63 92L65 93L64 95L67 94L68 97H70V98L67 97V98H66L67 100H65V99H64L65 96H62ZM133 92H134V91H133ZM186 92H187V91H186ZM245 92H246V91H245ZM256 92H257V91H256ZM260 92H261V91H260ZM260 92H259V93H260ZM96 93L99 94L100 92H99V93L96 92ZM96 93H94V94L92 95V96H93V100H95V97L97 96V95L95 96ZM160 93H158V94H160ZM163 93H164V92H163ZM172 93H173V92H172ZM174 93H175V92H174ZM166 94H167V93H166ZM166 94H164V96H163L164 98L162 99V100H164V101H165V96H166ZM224 94H225V93H224ZM261 94H262V92H261ZM67 95H66V96H67ZM69 95H70V96H69ZM200 95H201V97H200ZM255 95H256V94H255ZM257 95H258V94H257ZM259 95H260V94H259ZM259 95H258V96H259ZM57 96H58V97H57ZM94 96H95V97H94ZM167 96H168V95H167ZM182 96H183V94H182ZM205 96H204V97H205ZM208 96H209V95H208ZM212 96H213V95H211V96H209V97L212 98ZM253 96H254V95H253ZM35 97H32V99H34ZM179 97H180V96H179ZM209 97H207V98L210 99ZM89 98H90V99H89ZM97 98H98V96H97ZM110 98H111V97H110ZM166 98H167V97H166ZM180 98H182V97H180ZM183 98H184V97H183ZM191 98H192V99H193V98L195 99L196 96H195V97L192 96ZM40 99H41V102H42V101L44 102V103L42 102L43 104H47V105H43V104L40 102ZM63 99H64V100H63ZM69 99L71 100V103L68 102ZM78 99H79V100H78ZM87 99H89V100H87ZM167 99H168V98H167ZM173 99H174V97H173ZM194 99H193V100H194ZM196 99H198V97H197ZM196 99H195V100H196ZM199 99H198V100H199ZM256 99L258 100V98L255 97V100H256ZM70 100H69V101H70ZM77 100H78V101H77ZM85 100H87L88 102H85ZM99 100H100V99H99ZM135 100H136V98H135ZM154 100H155V99H154ZM180 100H181V99H180ZM195 100H194L195 104H196V102H197L196 105H198L200 108H202V107H201V105H199V104H204V103L206 104V102H207L205 99H201V100H200L201 103H200L198 100H196V101H195ZM260 100H262V99H260ZM28 101H29V100H28ZM32 101H33V100H32ZM57 101H58V102H57ZM96 101H97V99H96ZM96 101H94V102H96ZM172 101H173V100H172ZM183 101H184V100H183ZM183 101H182V102H183ZM262 101H263V100H262ZM30 102H31V100H30ZM51 102H52L51 105H53V103L55 104V101H54V100L51 101ZM94 102H92V105H93V106H94V104H95ZM184 102H186V101H184ZM184 102H183V103H184ZM198 102H199V103H198ZM202 102H203V103H202ZM257 102H260V101H257ZM31 103H32V102H31ZM58 103H59V106H61V108H60L59 106L57 107ZM93 103H94V104H93ZM152 103H153V102H152ZM158 103H160V102H158ZM164 103H165V102H164ZM170 103H172V102H170ZM33 104H35V103H33ZM33 104H32V106H33ZM96 104H97V103H96ZM98 104H99V105H95V107H94L96 110L98 109V106H100V103H98ZM155 104H156V103H155ZM165 104H166V103H165ZM184 104L186 105V103H184ZM205 104H204V107H203V108H206V107H207L208 102H207L206 106H205ZM253 104H254V103H253ZM256 104H257V103H256ZM260 104H261V103H260ZM260 104L258 103V105H260ZM25 105H26V104H24V106H25ZM27 105H26V106H27ZM81 105H82V106H81ZM152 105H153V104H152ZM169 105H170V104H169ZM35 106H34V107H35ZM87 106H89V105H87ZM156 106H157V105H156ZM189 106H190V105H189ZM260 106H261V105H260ZM96 107H97V108H96ZM164 107H165V106H164ZM208 107H209V106H208ZM256 107H257V106H256ZM24 108H25V107H24ZM56 108H57V109H56ZM58 108H59V109H58ZM259 108H260V107H259ZM41 109H42V110H41ZM99 109H100V107H99ZM99 109H98V110H99ZM166 109H167V107H166ZM166 109H165V110H166ZM185 109H186V108H185ZM185 109L183 108L184 111H185ZM40 110H41V111H40ZM45 110H46V108H45ZM98 110L96 111L97 114H98V112H101L100 110H99V111H98ZM158 110H159V109H158ZM183 110H182V111H183ZM33 111H34V110H33ZM190 111H192V109H191ZM263 111H264V110H263ZM158 112H159V111H158ZM213 112H215V110H213ZM34 113H37V112H34ZM166 113H167V112H166ZM168 113H169V112H168ZM184 113H185V112H184ZM186 113H187V112H186ZM24 114H25V115H24ZM27 114H28V113H27ZM94 114H95V113H94ZM211 114H213V113H211ZM214 114H216V113H214ZM214 114H213L212 116L215 117ZM42 115H43V114H42ZM29 116H30V117H29ZM188 116H189V115H188ZM216 116H217V115H216ZM144 117H145V116H144ZM36 118H37V119H36ZM38 118H40V119H38ZM97 118L99 119V117H97ZM23 119H24V118H23ZM98 119H97V120H98ZM127 119H128V118H127ZM130 119H131V117H130ZM130 119H128V120H130ZM37 120H38V121H37ZM40 120H41V121L44 120V121L41 122ZM132 120H135V119L132 118ZM132 120H131L130 122L127 121V122L129 123V125L132 124V123H131V122H133ZM146 120H147V119H146ZM98 121H99V120H98ZM144 121H145V120H144ZM185 121H186V120H185ZM193 121H195V120H193ZM53 122H54L55 126H53L54 124H53V125L50 124V123H53ZM127 122H126L125 127H127V125H128ZM188 122H189V121H188ZM195 122H196V121H195ZM45 123H47V122H45ZM98 123H99V122H98ZM130 123H131V124H130ZM137 123H139V124H137ZM137 123H136V120H135V125H139V127H141V126H140V122L138 121ZM47 124H48V123H47ZM56 125H57L58 127H57ZM101 125H102V123H100V126H101ZM109 125H110V124H109ZM129 125H128V129H129V127H134V128H135V126H133V125H134V122H133L132 126H129ZM186 125H187V123H186ZM189 125H190V124H189ZM35 126H33V128H34ZM98 126H99V125H98ZM100 126H99V127H100ZM205 126H206V125H205ZM29 127H30V126H29ZM53 127H55V128H53ZM92 127H93L94 129H96V128H97V124L93 125ZM101 127H102V126H101ZM203 127H204V126H203ZM39 128H40V129H39ZM41 128H42V129H41ZM58 128H59V130H60V129L63 130L62 133H65V134H63L64 136L59 134V133H61V132L55 134V132H57V131H59V130H56V131H55L54 129H58ZM134 128H133V129H134ZM97 129H98V128H97ZM104 129H105V128H104ZM120 129H121V128H120ZM131 129H132V128H130V130H131ZM138 129H140V128H138ZM33 130H34V129H33ZM40 130H41V131H40ZM42 130H45L46 133L43 131V132L45 133V134H43V133H42ZM126 130H127V128H126ZM130 130H129V131H130ZM134 130L137 131V128H135ZM134 130H131V131L134 132ZM39 131H40V133H39ZM60 131H61V130H60ZM96 131H97V130H96ZM108 131H109V129H108ZM123 131H125V130H123ZM138 131H139V130H138ZM112 132H113V131H112ZM112 132H110V133H112ZM41 133H42V134H41ZM113 133H114V132H113ZM113 133H112V134H113ZM122 133H123V132H121V134L119 133V135H122L121 138L119 137V135H118L117 133H115V134L113 135L114 138H115V136H116V137L118 136V138H115V139L118 140V141L116 140L117 142L121 141V142H120L121 144H119V145H122V148L125 147L126 145L129 146V145L131 144V142H132L131 140H134V141H133V144H134V142H135L136 144H134V145H135V147H137L136 145H138V144H137L136 140H137V138H138V141H140V142H138V143H140L139 145H141V149H144V150H145L144 146L142 147V145H143V141H142V140H144V139H141V138H140L141 136L139 137V135H140L141 133L139 134V132H137V133L135 132L136 135H134V136H135V137L137 136V137L135 138V137L133 136L134 139L131 137V136L133 135L132 133H131L132 135L128 137L129 139H127V138L125 137V136H127L126 133H129L128 135H130V132H128V130L125 131V133H123V134H122ZM135 133H134V134H135ZM116 134H117V135H116ZM125 134H126V135H125ZM137 134H138V135H137ZM50 135H51V136H50ZM60 136H63V137L61 138ZM41 137H42V136H41ZM49 137H52V138H49ZM54 137H55V136H54ZM58 137H59V138H58ZM64 137H65V138H64ZM122 137H123V138H122ZM124 137H125V139H124ZM130 137H131L132 139H130ZM44 138H41L40 140H44ZM60 138H61L62 140H63V138H64V139H65L64 141H66V139L70 140V138H71L72 141H74L75 143H73L72 141H70V142H72L74 145L72 146V145H71L72 143H71L70 146L68 145V146H69V147H68V146H65V142H64V144H63L62 142H60ZM101 138H102V137H101ZM114 138H113V139H114ZM142 138H143V137H142ZM146 138H147V137H146ZM36 139H38V138H36ZM46 140H44V141H42V142H46ZM99 140H100V141H99ZM125 140H126L127 143L125 142ZM128 140H130V141H128ZM170 140L173 141L174 139H169V142L167 143L168 146H169V145L171 146V144H173V142L171 143ZM113 141H115V140H113ZM116 141H115V142H116ZM141 141H142V143H141ZM146 141H147V140H145V142H146ZM42 142H40V143H42ZM59 142H60V143H59ZM99 142H100V143H99ZM103 142H104V141H103ZM115 142H114V143H115ZM128 142H129V143H128ZM166 142H167V141H165V143H166ZM174 142H175V140H174ZM49 143H50L53 147H52ZM169 143H171V144H169ZM43 144H44V143H43ZM56 144H57V145H56ZM67 144H69V141H68V143H66V145H67ZM75 144H76V146H75ZM133 144H132V145H133ZM103 145H104V144H103ZM124 145H125V146H124ZM132 145H131V146H132ZM139 145H138V146H139ZM164 145H165V144H164ZM49 146H51V147H49ZM54 146H56V147H54ZM59 146H60V145H59ZM64 146H65V147H64ZM128 146L125 147V148L128 149V148L130 147V146H129V147H128ZM165 146H166V145H165ZM168 146H167V148H168ZM170 146H169V147H170ZM33 147H34V146H33ZM48 147H49V148H48ZM67 147H68V149H66ZM173 147H174V144H173ZM173 147H171V148L173 149ZM36 148H37V147H36ZM59 148H60V147H59ZM63 148H64V149H63ZM117 148H118V147H117ZM122 148L120 149V151H122V150L124 151L125 148H124V149H122ZM49 149H50V150H49ZM70 149H69V150H70ZM172 149H171V150H172ZM42 150H43V149H42ZM63 150H65L64 153L61 152V151H63ZM144 150H142V151H144ZM164 150L166 151V148H165ZM169 150H170V149H169ZM171 150H170V151H171ZM32 151H33V152H32ZM32 151H31L32 153H31L30 155L33 157V153H35V152H34V150H32ZM70 151L73 152L72 149H71ZM123 151H122V152H123ZM125 151H126V150H125ZM151 151H152V150H151ZM165 151H164V152H165ZM89 152H90V153H89ZM167 152L169 153L168 149H167ZM167 152H165L164 154H166ZM29 153H30V152H29ZM57 153H58V154H57ZM69 153H70V152H69ZM73 153H74V152H73ZM88 153L91 154V155L89 156ZM126 153H127V152H126ZM143 153H145V154L147 155V152H146V151L143 152ZM0 154H1V153H0ZM37 154H38V151H37V153L34 155V157H35ZM40 154H38V155H40ZM49 154H50V155H49ZM60 154H61V156H60ZM70 154H72V153H70ZM74 154H76V152H75ZM81 154H80V155H81ZM84 154H85V155H84ZM123 154H124V157H125V153H124V152H123ZM145 154L142 155V157H144ZM151 154H152V153H151ZM44 155H42V156H44ZM58 155H59L60 157L56 158ZM108 155H110V154H108ZM71 156H72V155H71ZM73 156H74V155H73ZM77 156L79 157V154H76V159H77L78 161H80V164L78 163V167H80L79 165H81V163H82L81 167H83V163H84V162H82V161H84V160L81 161V159H79L80 157L78 158ZM47 157H46V158L44 157V158L47 159V160H49L50 158H49V157L47 158ZM74 157H75V156H74ZM84 157H83V158H84ZM95 157H94V158H95ZM109 157H110V156H109ZM232 157H233V156H232ZM242 157H243V156H242ZM68 158H70V157H68ZM81 158H82V157H81ZM145 158H147V157H145ZM230 158H231V157H230ZM52 159H53V158H51V161H52ZM57 159L59 160L58 162H56ZM72 159H73V158H72ZM76 159H75V160H76ZM89 159L85 158V161L88 160V161H87V163H88V162L90 161ZM242 159H243V158H242ZM62 160H61V161H62ZM97 160H96V161H93V162H94V163H97ZM231 160H233V159L231 158L230 161H231ZM53 161H54V160H53ZM110 161H111V162H110ZM130 161H131V160H130ZM230 161H229V163L232 162V161H231V162H230ZM233 161L235 162L236 160L234 159ZM243 161H244V160H243ZM49 162H50V160H49ZM65 162H66V164H65ZM109 162H110V163H109ZM227 162H228V161H227ZM244 162H245V161H244ZM247 162H249V164H250L251 161H248V159L246 160V164L248 165ZM50 163H52V162H50ZM67 163H69V164H67ZM85 163H86V162H85ZM242 163H243V162H242ZM71 164H72V163H71ZM101 164H102V163H101ZM113 164H114L115 166H114ZM234 164H235V163H234ZM234 164L232 163V165L230 164V166L232 167V166H234ZM237 164L240 165V163H237ZM246 164H245V166L247 167ZM252 164H254V163H251V164H250V165H251V166H250V167H251V172H252V169L255 171V169H254V165L252 166ZM65 165H66V166H65ZM85 165H86V164H84V167H85ZM118 165H119V164H118ZM235 165H236V164H235ZM241 165H242V164H241ZM68 166H67V167H68ZM71 166H72V165H71ZM71 166H70V167H71ZM245 166L242 165L241 168H244ZM248 166H249V165H248ZM3 167H4V166H3ZM16 167H20V165H18V163H17ZM16 167H15V168H16ZM70 167H69V169L72 170V171H71L72 174L69 173L70 171H68L66 174H68V173H69V175L71 174L70 177H71L72 179H73V177H76V178H77L76 181H77L81 174H80V173H79L80 175L78 174L79 177H78V175L73 176V170H74V167H71V168H70ZM81 167H80V168H81ZM90 167H91V168H90L89 170L87 169L86 172H87V173H91V171H92L93 174H92V173H91L92 175H90V174L88 175V174H87V175H88V178H86L87 175L84 176V173L86 174V172H85V171L83 172V170H82V172H83V175H82V176H83V177H82V176H81V177L84 178V179H82V178L80 177L79 180H78L79 182H80V179H81V181H82V180H83V181L85 180L87 183H88V181H91V182L94 181V179L96 178V177H94V174H95V172H96L95 169H94V168H95V165L93 166V164H92ZM99 167H100V168H99ZM112 167H115V171H114V169H113ZM234 167H236V166H234ZM237 167H238V166H237ZM237 167L235 168V170L237 169ZM250 167H248V168H250ZM257 167H258V166H257ZM72 168H73V169H72ZM75 168H77V167L75 166ZM92 168H93L94 170H91ZM102 168H103V169H102ZM120 168L122 169L121 166H120ZM120 168H119V169H120ZM238 168H240V166H239ZM241 168H240L239 170H242ZM45 169L47 170V168H45ZM245 169H247V168H244V169L242 170V173H241V174H243V172H244V174H243L244 176L246 175V174H245V172H246ZM257 169H258V168H257ZM257 169H256V170H257ZM14 170H18V168H17V169H14ZM14 170H13V171H14ZM102 170H103V171H102ZM117 170H118V169H117ZM58 171H56V172L58 173ZM62 171H64V170H62ZM75 171H76V170H75ZM78 171H79V170H78ZM88 171H89V172H88ZM247 171L250 172V169H249V170L247 169ZM257 171H258V170H257ZM257 171H256V172H257ZM15 172H16V174H14V175H17V174L19 173L18 171H15ZM17 172H18V173H17ZM60 172H59V173H60ZM99 172H100V173H99ZM139 172H140V171H139ZM238 172H241V171H238ZM248 172H246V173H248ZM261 172H262V171H261ZM13 173H14V172H13ZM59 173H58V174H59ZM148 173L152 174L151 172L148 171V172L146 173V175H147ZM234 173H235V171H234ZM234 173L232 172V173L230 174V178H231V175H232V174L234 175ZM46 174H47V172H46ZM58 174H57V176H58L59 178L62 177L63 175H65V174H63V173H60L61 175L59 174V175H60V176H59ZM62 174H63V175H62ZM150 174H148V175H150ZM241 174H240V176H241ZM251 174H252V173H251ZM251 174H248V175L250 176ZM258 174H259V176H257V179H258V180H257V179H256L257 181L254 180V181H256V182H255L254 184L251 185V187L254 188V190H255V187L258 188V193H255L254 190H253V192H252V191H251V192H252V194L254 193L255 196L259 194V196H256V197H257V198L259 197L260 200H259V198H258V199L256 198V199L259 200V201L263 200L262 202H264V183L260 181L261 178H262V175L260 176V173H258ZM261 174H262V173H261ZM12 175H13V174H12ZM14 175L12 176V178H14ZM47 175H48V174H47ZM52 175H54V174H52ZM142 175H143V174H142ZM142 175H141V176H142ZM146 175H143L142 177H143V178H146V177H144V176H146ZM243 175H242V176H243ZM252 175H255V173H253ZM252 175H251V176H252ZM263 175H264V174H263ZM67 176H68V175H65L66 179H65V177H62V178H63V183H64V182H65V183H68V182H69V181L67 180ZM72 176H73V177H72ZM91 176H92V177H91ZM246 176H247V175H246ZM93 177H94V178H93ZM134 177H135V175H134ZM236 177H237V175H236ZM238 177H239V175H238ZM238 177H237V179H238V181H239V178H238ZM260 177H261V178H260ZM62 178H61V179H62ZM89 178H92L93 180H92V179L89 180ZM130 178H131V177H130ZM135 178H136V177H135ZM147 178L149 179V177H147ZM253 178H254V177H253ZM259 178H260V180H259ZM72 179H70V180H72ZM102 179H103V180H102ZM107 179H108L110 182H108ZM231 179H232V178H231ZM237 179H236V180H237ZM240 179L243 180L244 177H243V178H240ZM247 179H249V177L246 178L245 180H247ZM250 179H251V177H250ZM263 179H264V178H263ZM64 180H66V181H64ZM104 180H106V181H104ZM152 180H154V179H152ZM152 180H150V182H152ZM232 180H233V179H232ZM27 181H28V180H27ZM67 181H68V182H67ZM83 181L80 182V183L83 184ZM85 181H84V182H85ZM154 181L157 182V179H155ZM243 181H244V180H243ZM243 181H241V183H242ZM254 181L252 180V182H254ZM71 182H72V181H71ZM71 182H70V183H71ZM73 182H75V178H74V181H73ZM111 182H112V184H111ZM113 182H114V183H113ZM118 182H117V184H115V185H117V186H115V187H118V185L120 184V182H119V183H118ZM125 182H126V181H125ZM20 183H21V182H20ZM23 183H24V181H23ZM55 183H56V182H55ZM65 183H64V184H65ZM77 183H78V182H77ZM80 183H78V184H80ZM92 183H93V182H92ZM92 183H90V186H91ZM122 183L120 184L119 187L122 186ZM129 183H130V184H129ZM131 183H133V182H129V181H127V183H125L126 185H125V184H124V185H125V187H126L128 184L131 185ZM135 183H136V182H134L133 184H135ZM138 183H139V184H138ZM153 183H154V182H152V185H153ZM245 183H246V182H245ZM247 183H248V182H247ZM249 183H250V182H249ZM24 184H25V183H24ZM24 184H22V185H24ZM45 184H46V183H45ZM50 184H52V183H50ZM82 184H81V185H82ZM84 184H85V183H84ZM93 184H94V183H93ZM93 184H92V185H93ZM137 184H138V186H140V187L142 186V185L140 184L139 181H137ZM154 184H155V183H154ZM237 184H239V183H237ZM81 185H77V184H75L76 187L78 186V187H77L78 189L80 188ZM110 185L108 186L109 189H110ZM129 185H128V189H129V187H132V186H133V189H132V188H130V189L133 190V192H134V190H135V193L138 191L137 189H135V188H138V187H136V186H137L136 184H135V185H136L135 188H134V185H132V186H129ZM244 185H245V184H244ZM0 186H1V181H0ZM65 186H66V185H65ZM82 186H84V188H83V189H84L83 192L85 191L83 195L87 196L86 193H87V194H88V193H93V189H92L91 192H90V190L88 189V188H91L92 186H91V187H88V185H87V187H86L85 185H82ZM82 186H81V187H82ZM98 186H99V184H98ZM230 186H232V185H230ZM241 186H242V185H241ZM241 186H239V187L242 189V191H243V189L245 190V188H246V190H247L246 192H248V188H250V184H249L248 186H246V187H243V188H242ZM253 186H254V187H253ZM1 187H2V186H1ZM18 187H19V184H18ZM20 187H21V186H20ZM94 187H95V186H94ZM94 187H93V188H94ZM96 187H97V184H96ZM96 187H95V189L98 188V187H97V188H96ZM101 187H102V186H101V183H100L99 188H101ZM106 187H105V189H106ZM119 187L117 188L118 190L120 189ZM122 187H123V186H122ZM122 187H121V188H122ZM235 187H237V186L235 185ZM86 188H87V189H86ZM103 188H104V187H103ZM103 188H101V190H103ZM252 188H251L250 190H252ZM80 189H81V188H80ZM85 189H86V190H85ZM105 189H104V190H105ZM109 189H108V190H109ZM111 189H112V188H111ZM111 189H110V191L112 192V194L115 195V194L118 193V190H116L115 188H114V189L116 190V193L113 192L114 189H113V190H111ZM126 189H127V187H126ZM126 189H125V191L127 192V194L130 193V192L133 194L132 191L129 192L130 189H129V190H126ZM236 189H237V188H236ZM241 189H240V190H241ZM0 190H1V189H0ZM87 190H89V191L87 192ZM106 190H107V189H106ZM196 190L198 191V189H196ZM238 190H239V188H238ZM238 190H237V191H238ZM240 190H239V191H240ZM25 191H26V189H25ZM52 191H53V190H52ZM98 191H99V190H98ZM197 191H196V192H197ZM242 191H241V194L243 193ZM255 191L257 192V190H255ZM30 192H31V191H30ZM30 192H28V193L25 192V197H27V196H26V193H27L28 195H30V194H31ZM80 192H81V190H80ZM80 192H79V190H78L77 193L79 194ZM83 192H81L79 195H81ZM94 192H95V190H94ZM96 192H97V190H96ZM96 192H95V193H96ZM99 192H100V191H99ZM99 192L96 193V194H99ZM102 192H103V191H102ZM102 192H100V193H102ZM108 192H109V191H107V192H105V193H106V196L109 197V195H110L111 193H108ZM199 192H200V191H198V194H199ZM233 192H234V191H233ZM2 193H3V191H2V192L0 191V194H2ZM95 193H94V194H95ZM105 193H104V194H105ZM135 193L133 194L134 196H135ZM137 193H138V192H137ZM137 193H136V195H137ZM96 194H95V196L91 194V197H89V196H88V197H89V198H94V197L96 198V197L98 196V195L96 196ZM102 194H103V193H102ZM107 194H108V195H107ZM138 194H139V193H138ZM236 194L238 195V192H236ZM247 194L250 195V191H249ZM252 194H251V195H252ZM79 195H77V197H79ZM88 195H90V194H88ZM130 195H131V194H130ZM242 195H243V194H242ZM242 195H241V196H242ZM244 195H246V194H244ZM249 195H248V197H251V195H250V196H249ZM30 196H32V194H31ZM85 196H84V197H85ZM110 196H111V197H109L110 199H111L112 197H114L113 199H115V200L117 199V195H116V196L110 195ZM137 196H138V195H137ZM139 196H140V195H139ZM239 196H240V195H239ZM239 196H238V198H239ZM28 197H29V196H28ZM77 197H76V198H77ZM80 197L82 198L83 196H80ZM80 197H79V199H80ZM108 197H107V198H108ZM115 197H116V198H115ZM245 197H247V195L243 197V200H241V201H243V202H242L243 204L248 203V202H245V201H248V200L250 199V198L248 199V197H247V200H245V199H246ZM252 197H253V196H252ZM252 197H251V199H252ZM89 198H88V199H89ZM109 198H108V200L110 201ZM136 198H140V197H136ZM244 198H245V199H244ZM28 199H33V198L29 197ZM79 199L77 198V200H78L77 202H78V204H81V203H82L81 200L85 202V200L87 199V197H85L84 200H83V198H82V199L80 200L81 203L79 202ZM120 199H121V198H119V196H118V200H120ZM91 200H92V202L94 203L93 199H91ZM95 200H97V199H95ZM231 200H232V199H231ZM231 200H230V201H231ZM89 201H90V200H88V203H86V204H83V203H82V205L80 206V207H84V208H86L85 206H87L89 210H85L86 212H88V211H89V212L93 211V208L90 206V205H92V204H91V201H90V202H89ZM112 201H113V200H111V204H112V205H115V203L113 204ZM116 201H117V200H116ZM116 201H115V202H116ZM121 201H122V200H121ZM121 201H117V202H118V203H119V202L122 203ZM236 201H237V199H236ZM236 201H235V202H236ZM117 202H116V203H117ZM249 202H250V200H249ZM120 203H119V204H120ZM233 203H234V202H233ZM238 203H239V202H238ZM240 203H241V202H240ZM240 203H239V204H240ZM250 203L253 204L252 202H250ZM250 203H248V204H250ZM259 203H260V202H259ZM87 204H88V205H87ZM123 204H124V207L126 206L127 208H130V204H129V203H123ZM231 204H232V203H231ZM248 204H247V205H248ZM260 204H262V203H260ZM263 204H264V203H263ZM263 204H262V205H263ZM83 205H84V206H83ZM117 205H118V204H117ZM117 205H116L115 207H117ZM127 205H128V206H127ZM262 205H261V206H262ZM89 206H90V207H89ZM120 206H121V205H120ZM120 206H118V207H120ZM131 206H132V205H131ZM159 206H160V205H159ZM233 206H234V208H237V207H235L236 204H234ZM238 206H239V205H238ZM245 206H246V205H245ZM252 206H253V205H252ZM252 206H251V205H248L245 209L238 207L239 210H244V212H242V215H243V213H245V215L247 216V218H246V217L243 215V217L246 218V220H245V219H243V220H245V222L248 223V224H249V223H253V222L257 223L256 225H258V224H263V223H264V207H261V208H260L261 211L259 210V211H260V212H259L258 210H254V208H253ZM118 207H117V208H118ZM90 208H91L92 210H91ZM117 208H116V209H117ZM121 208H123V206H122ZM234 208H233V209H234ZM238 208H237V209H238ZM82 209H83V208H82ZM86 209H87V208H86ZM123 209L126 210V208H123ZM123 209H120V210L123 211ZM237 209H236V210H237ZM258 209H259V208H258ZM118 210H119V209H118ZM234 211H235V209H234ZM237 211H238V210H237ZM236 213H237V214H236ZM238 213H239V211H238V212H235L236 216H239ZM240 218H241V217H240ZM6 219L8 220V218H6ZM13 219H14V218H13ZM9 220H10V219H9ZM9 220H8V221L5 220L6 222H4V221L2 220V222H3L4 224L7 223V225H8V224H10V221H9ZM221 222H222V221H221ZM3 223H2V224H3ZM219 223H220V222H219ZM255 223H254V224H255ZM4 224H3V227H6V228H7V225L4 226ZM15 224L17 225V222H15L14 225H13V224H11V225L15 227ZM235 224H236V223H235ZM248 224L246 225V226H247L246 231H247L248 227L253 228V226H248ZM11 225H10V229H11V231H9V233L11 232V235H13L12 233H15V232H13V231H14L13 229H16V227H15V228H11V227H12ZM222 225H223V223H222ZM222 225H221V226H222ZM17 226H19V225H17ZM221 226H220V227H221ZM239 226H240V225H239ZM260 226H261V225H260ZM8 227H9V225H8ZM230 227H233V226H230ZM244 227H245V226H244ZM256 227H257V226H256ZM258 227H259V226H258ZM6 228H5V229H6ZM19 228H20V226H19ZM236 228H237V227H236ZM236 228H235V229L233 228V230H232L234 236H236V235H237L236 232H238V230H237ZM238 228H239V227H238ZM250 228H249V230H251ZM17 229H18V227H17ZM6 230H7V229H6ZM6 230L3 231L4 233L1 232L2 234H0V235H2L3 239H4V237H5L6 235H8V234H7L8 231L6 232ZM217 230H218V229H217ZM234 230H236V232H234ZM243 230L245 231L244 228H243ZM249 230H248V231H249ZM1 231H2V229H1ZM219 231H220V228H219ZM221 231H222V232H226L225 229L223 230V227H222V230H221ZM229 231H230V229H229ZM241 232H242V231H241ZM239 233H240V232H239ZM239 233H238V235L240 236L241 234H239ZM245 233H246V232H245ZM168 234H169V233H168ZM224 234H225L224 237H223V233L218 234V235H220V236L222 235L221 238H222L223 242H224L225 239H226V241H229V242H224V243L228 246L227 249L230 248V247H229V244H231V243L234 245V246H233V245L231 244V247H239V245H241V243H240V244L238 243L239 241L241 242V240H240L241 237H238V235H237V237H236V241H234L235 238H234V236H232V233H231V232L224 233ZM11 235H10V236H11ZM165 235H166V237L164 236V239H163L162 237H161L162 240L160 239V240L162 241V244H163V242L165 241V239L167 240V238H169V237H167V234H165ZM169 235L172 236V233L169 234ZM173 235L175 236V234H173ZM212 235H213V234H212ZM212 235H209V236H211V237H210L211 239H213V238H212ZM31 236L33 237V235H31ZM162 236H163V235H162ZM174 236H172V237H174ZM220 236H216V237H217V238L219 237V239H220ZM231 236L234 238V240H231V239L229 240V238H232ZM2 237H1V238H2ZM8 237H9V236H8ZM8 237L6 236V239H8ZM32 237H29V238L31 239ZM207 237H208V236H206V238L204 237V239L207 240ZM213 237H214V235H213ZM216 237H215V238H216ZM225 237H226V238H225ZM174 238H175V237H174ZM176 238H177V237H176ZM208 238H209V237H208ZM237 238L239 239L238 242H237ZM246 238H247V237H246ZM6 239H5L4 241L1 239L2 242H1V241H0V242L4 244V242H6ZM146 239H147V238H146ZM243 239H244V238H243ZM149 240H150V239H149ZM178 240L181 242V240H180L179 238H178ZM178 240H176V241H178ZM215 240H216V239H215ZM249 240H250V239H249ZM249 240H248V241H249ZM168 241H169V239H168ZM168 241H167V243H168ZM176 241H175V243H176ZM179 241H178V243H179ZM207 241H208V243H209L210 240H207ZM217 241H219V242L222 243L221 240H216V241H214V242H210V243H211V244H213V243L216 244L215 242H217ZM231 241H232V242H231ZM248 241H247V242H248ZM8 242H9V245L7 244ZM10 242H11V240L9 239V241L7 240V242H6L4 245L7 244L6 247H7V248H10V247H11V246H10V245H11ZM144 242H145V243H144ZM146 242L149 243L148 241H143V242H141V243L138 242L139 244L136 243V244H138V245L135 244L134 246H136V247L139 246V245L142 246L143 244H144V245L147 244ZM151 242H152V241H151ZM151 242H150V243H151ZM173 242H174V239H173ZM173 242H172L171 244H172V245H173V244L175 245V243H173ZM219 242H218V245H217V246H218V249H219V248L221 249L220 246L223 247V244H224V243H222V245H221V243H220V246H219ZM230 242H231V243H230ZM234 242L238 243L239 245H238V246H235L236 243L234 244ZM1 243H0V247H1V246L4 247L3 244L1 245ZM142 243H143V244H142ZM152 243H153V242H152ZM160 243H161V242H160ZM160 243H158V245H159ZM164 243H166V241H165ZM167 243H166V244H163V245H164V248L167 246V250H164V251H165V252L168 251L169 253H166V254L164 253V255H163V252L159 249V248H161V246H162L161 244H160V247L158 248V250H160V252H159V251L157 252V250H156L157 248H155V250H156V251H155L154 248H153L154 246H152V244H151L149 247H148V244H147V246H145V249L148 250V248H150V247L152 246L153 249H152V248H151V249H152V251L154 250V252L152 253V251L149 249V250L151 251V253H149V252H150V251H149V252L146 254L147 256L149 255L148 259L151 260V259L153 258V259H154V262H153L154 264H155V260L157 259V257H159L158 259H161V261L159 260V263H158V261L156 260V264H160V262L163 263V264H166L165 261H164L165 263L162 262L163 259L167 260L168 262H171V263H168V264H172V263H175V264H176V262H180V260H179V261L176 260V262H175V259L178 258V257L175 256V259H174V257L171 255V253L173 252L175 246L173 245L174 247H172V245H167ZM178 243H177V245H178ZM192 243H193V242H192ZM192 243H191V244H192ZM194 243L196 244V242H194ZM194 243H193V244H194ZM205 243H206V242H205ZM205 243L202 242V244H205ZM227 243H228V244H227ZM250 243H251V241H250ZM141 244H142V245H141ZM155 244H156V243H155ZM188 244H189V243H188ZM188 244H187V245H188ZM195 244H194V245H195ZM206 244H207V243H206ZM214 244H213V246H214ZM156 245H157V244H156ZM158 245H157V247H158ZM196 245H197V244H196ZM196 245H195V246H196ZM250 245H251V244H250ZM8 246H10V247H8ZM12 246H13V245H12ZM140 246L137 247V248H138V249H139V248L141 249ZM180 246H181V245H179V247H180ZM190 246H191V247H190ZM190 246L185 247L184 249H186V251H188V250L192 251V254H191V252H190V256H191V255L193 256V257L191 256L192 258H194V259H195V258H199V256L197 257V255H199V253L196 252V251H195V252L193 251L194 246H192V245H190ZM197 246H198V245H197ZM207 246H208V245H207ZM210 246H211V245H209V247H210ZM255 246H256V245H255ZM13 247H14V246H13ZM136 247H135V249L137 250ZM162 247H163V246H162ZM189 247H190V249H188ZM198 247H200V246H198ZM215 247H216V245H215ZM224 247H225V246H224ZM246 247H247V246H246ZM7 248H6V249L2 248V250H3V251H4V250H7L6 252H8V251H11V252H12V251H13V253H14V250H13V249H15V247H14V248L11 247L12 249L10 248L9 250H8ZM17 248H19V249H17ZM17 248H16V249L19 250V252L16 253V254H19L20 251H23V250H24V249L21 250L20 247H17ZM23 248H24V247H23ZM142 248H143V247H142ZM180 248H181V247H180ZM25 249H26V248H25ZM162 249H163V248H162ZM191 249H192V250H191ZM199 249H201V248H199ZM232 249H234V248H232ZM236 249H237V248H236ZM247 249H248V247H247ZM249 249H250V248H249ZM2 250H1V248H0V253H1ZM17 250H15V251H17ZM251 250H252V249H251ZM24 251H26V250H24ZM140 251H141V250H140ZM140 251H139V252H140ZM143 251H144V250L142 249L141 252L143 253ZM174 251H177V250H174ZM181 251L184 253L183 255L181 254V256H185V257H186V254H188V252H189V251L186 252L185 250L183 251V248H182ZM181 251L179 250V252H181ZM199 251H201V250H199ZM203 251L206 252V250H202V252H203ZM210 251H211V250H210ZM221 251H222V249H221ZM249 251H250V250H249ZM249 251H247V252H249ZM156 252H157V253H156ZM161 252H162V253H161ZM177 252H178V251H177ZM185 252H186V253H185ZM211 252H212V251H211ZM245 252H246V251H245ZM21 253H22V252H21ZM155 253H156V255H154ZM193 253H194V254H193ZM207 253H208V252H207ZM134 254H135V251H134ZM136 254H137V253H136ZM138 254H139V253H138ZM140 254H141V253H140ZM140 254L137 255L136 258L132 260V261L134 262L133 264H135L136 261H138V263L140 264V263H142V262L145 260L143 257H141L142 255L140 256ZM150 254H151V255H154L155 257H151V258H150ZM167 254H168V255H167ZM208 254H209V253H208ZM157 255H158V256H157ZM165 255L167 256V258L165 257ZM195 255H196V257H195ZM206 255H207V254H206ZM206 255H204V254L201 255V252H200V258H199V260H198V259H195L194 261H199V262H200L201 260H203L204 262H206V261H208V258H206V259H207L206 261L204 260L205 258L203 259V257L206 256ZM209 255H210V254H209ZM209 255H208V257H209ZM156 256H157V257H156ZM178 256H180V255L178 254ZM201 257H202V259H201ZM132 258H133V257H132ZM155 258H156V259H155ZM182 258H183V257H182ZM179 259H180V257H179ZM200 259H201V260H200ZM209 259H210V258H209ZM134 260H136V261H134ZM233 260H234V259H233ZM233 260L231 261L232 264H233ZM181 261H182V260H181ZM203 261H202V262H203ZM147 263H148V264H151L152 262H149V261H148ZM153 263H152V264H153ZM180 263H181V262H180ZM178 264H179V263H178ZM236 264H237V263H236Z\"/></svg>", "mask_w": 264, "mask_h": 264}]
</instances>
